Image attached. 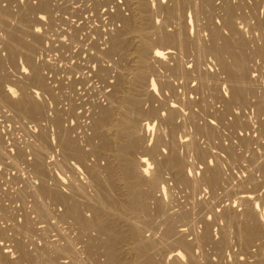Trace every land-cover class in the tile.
Instances as JSON below:
<instances>
[{
    "label": "rangeland",
    "instance_id": "rangeland-1",
    "mask_svg": "<svg viewBox=\"0 0 264 264\" xmlns=\"http://www.w3.org/2000/svg\"><path fill=\"white\" fill-rule=\"evenodd\" d=\"M30 1V2H29ZM40 1H42V0H0V24H2L4 27H2V25H0V74H1V76H3L4 78L6 77V80L4 79V78H2V81H3V79L5 80V83L7 82V79H8V86L6 85V84H4L2 87H0L1 89H0V97H2V95H3V90H4V94L6 93V89L8 88V87H12L13 89H14V91H13V95L15 96L14 97V99L17 97H19V96H17L18 95V93L20 92V90L22 89L23 90V87H25V85L28 83L29 85H27L26 87H30V88H32V89H28V88H26L29 92H33L34 94H35V99L43 106V108H42V106H41V108L43 109V111H42V113H40L37 117H33L32 118V116H30V115H28L27 116V114L26 115H23V114H25V112L23 113V112H21V111H18L16 108H14L13 106H11L12 104H7V103H5V104H3L1 101V105L3 106H1L0 105V143H2V144H0V196H1V198H0V228L3 230V226H4V229H5V231H6V235H4V236H2V237H0V254H2V256L5 254L6 256H8V258H11L12 260H14V259H17V257L19 256V251L17 250V249H19L16 245H18V241L20 242H22L23 244H25V246H26V248L30 251V253H31V251L32 250H34V251H32L33 252V256L30 258V259H28V261L26 260L25 262L23 261V264H77L76 262H74L73 260V258H69V257H67L66 255L64 256V255H62V253L61 254H59V253H57L53 248H52V246H53V243L55 244V242L57 243V244H64L65 242H66V239H67V237L70 239V241L72 242V238L74 239V237H75V245H76V249H81V243H79L78 244V239H77V236H78V229H75V228H77V226H76V224L74 225V222H73V220H70L69 221V224L70 225H68L67 223H68V220L66 221V220H62L60 217H62V214L61 215H59L60 213H62V212H64L63 210H65V208H64V206L61 204V203H57L56 205H54V203L53 202H55V201H53V202H51L52 201V199L49 201V199H48V201L50 202H48L47 201V198L45 197V199L42 201V202H45L44 204H46V206L48 205V203H49V205H48V210H49V213H48V215H46V216H42V218H41V216L39 215L38 216V213L36 214V212L34 211V209H33V206H35L36 207V203L39 201H37L36 199H37V197L36 196H34L33 195V193H31V188L33 189H35V190H37V187L39 188V186H40V184H41V182L42 183H44V180L46 179L47 180V182L45 181V184L46 185H48V184H55V182L57 183L58 181H59V183L62 185V187H64V188H66V183H67V180H69V177H72V176H76V178H78L79 180H82L83 178H84V176H83V174H89V175H91L90 174V170H89V173L88 172H85V169L87 170V167H90V166H92V164L94 163L93 161H95L96 159H97V161H95V163L97 162V165H98V163L99 164H105V162H108V163H111V165L110 164H105V168L107 167V166H110V168H111V170H112V168H114V162L117 160L116 159V153H117V150L120 148V146L122 145V143H121V141H119V142H116V147H117V149L114 147V146H112L111 148L109 147V146H107V141L109 140V139H107V141H106V136H107V138H108V133H107V131H109V138H110V136L112 137V136H115V135H113V134H115L117 131H116V126H111L110 128H106V130H105V132L104 133H101V134H103V139H104V141H106L105 143H104V146L106 145V147H108V149H103L102 148V150L100 149L101 147H103L101 144L103 143V141H102V136L100 135V134H98V135H95V132H94V116H95V114H94V110H95V108L94 107H96L97 105H98V103H99V105H101V106H108V107H114L113 109H117V108H119L118 106H119V103L117 102V101H113L112 102V100H111V97H110V99L108 98L109 96L108 95H110V94H112L113 92H114V85H115V87H116V84H115V82L117 81V79H119V77H121L122 75V78H120V79H123V78H126L129 82H130V80L132 79V71H133V75H134V73L137 71L136 69H137V56H136V53H134V52H136V49L134 50V48H136L137 46L136 45H138V43H139V41H140V36H139V34L137 35L136 33L138 32V30L137 29H140V28H142V25H145L146 24V26L148 25V22H149V24L150 25H152L151 26V30H154L155 29V31H161L162 29V32L163 33H165L164 32V30L166 31V33H167V31L169 30L170 32H168V33H173L175 30H177L178 28H181V30L182 31H184V37L186 38V39H188V40H192V42H191V50L193 51V50H195V51H193V52H191V50H188V51H186V53L185 52H183V51H181L180 50V48L179 47H177L178 45L177 44H169V45H160V46H163V47H168V46H170L171 48H169V50L171 49V50H173V55L171 56H169V54H167L166 52H168V49H165V50H163V51H165V53H166V55L164 56L165 58H164V60L165 61H172L171 63L170 62H168V63H164V62H162V64H171V66H173L174 67V63L176 64V60L178 59V60H181L182 61V63L185 65V66H187V68H188V70H189V72L191 73V76L193 75L194 77H195V79L193 78V76H192V79H191V77H190V74L188 73V75L189 76H187V75H184V76H181L180 75V73H178L177 72V74H176V72L173 70V68H171V67H169L168 65H164V67L166 68V70H165V68L164 67H161V66H163L161 63L159 64V62H155V69L157 70V73H158V75H157V73H156V75H154V77H157L156 79H159L158 80V82L160 81V79H162L163 78V80H165V79H167L166 77H164V76H168V77H170V79H172L173 80V74H174V81H172L173 83H175V84H173V91L172 90H170V91H168V90H164V93L162 92V89H161V92L160 91H148L150 94H145V96H143V97H145V98H147V100L145 101V103H143V108L145 109V105H146V110H144V111H146V116L144 115L143 117L144 118H149L150 117V114L152 115L149 119L150 120H153L154 121V125H155V128H154V130H152L151 132H148V134H147V137H148V139H149V141L148 142H146V145H147V147L146 148H148V149H150L151 147L153 148L156 144L158 145V149L157 148H155V150H154V152H152L151 150H146V149H142V147L140 146V148L138 147L137 149L138 150H136L137 151V156L139 157V156H141L142 154H144L147 158H149V160H150V162L152 161V166H151V168L153 169V170H155V171H157L158 170V168L159 169H161V167H163L162 166V164H164L165 162H166V156L165 155H167V153L166 152H168V150H170V147H169V145L171 146V147H173V145H172V141L170 140V139H172V140H176L177 142H178V145H177V143H176V146H175V148L178 150V152H179V154H180V157H181V161L184 163V161H185V163H187V166H185L186 168H184L185 169V174H186V176L188 177L189 175V180H191L190 179V177L191 178H194V177H197L196 179H198V181H197V183H196V187L195 186H192V183L190 182V184H188V182L189 181H186L185 182V180H183V181H179V179H177L176 178V176H175V173H173L174 171L173 170H171V168H168V166L166 165V168H168V169H166L165 168V165H164V168H165V170H164V168H162V170L164 171V172H162L161 171V173H163L162 174V176H164V180L163 179H161V182L158 184V185H161V188H160V186H159V188H158V185L156 186V187H154V185H153V183H152V188L154 187V189H150L151 188V185L150 184H148L147 183V185H145V187L147 186V191H150L149 193H153V194H151V196L152 195H156L155 197L156 198H153V196L152 197H150V198H148V200H149V202H151L152 201V205H150V207L151 206H153V207H151L150 209L152 210V211H150V217L148 216V215H146L145 216V214H147V213H145V212H143V211H141L140 209H135V211L133 212V214H130V213H128L127 215H125L127 218H128V216H129V218H130V220L132 219V218H134L135 220H136V218L138 217V219L139 218H145L146 217V219L147 218H151L152 217V219H155L156 218V220H157V217L159 218V220H157V221H159V222H161L162 220H164V218L167 216L166 215V212H167V214H170V212L171 211H173V210H176V212L175 211H173V213L175 212V213H177V214H179L180 212H179V206L178 205H180L182 208H180V211H182L181 209H183V210H185V209H187L188 211L190 210L191 211V207L193 208V209H195V210H193L192 209V213H191V221H188V222H190V224H192V225H190L189 226V223L187 224H184L185 225V227L184 228H186V233H185V235H186V237H185V239H188V241H191L192 243H193V250H194V255L196 256V258L198 259V263L197 264H257L258 262H259V260H260V262H259V264L260 263H262V264H264V233H263V231H262V233H263V235H261L260 234V236H258V237H256L255 238V240H253V241H247V240H245L244 241V238L246 237V236H243L242 237V234L243 233H241L242 232V227H243V222H246V220H244L245 219V217H244V212L246 211V208H247V202H246V198L248 199L247 201H249L250 202V204L254 207V209H253V217H254V219L256 218V222L258 223L259 222V224H260V222H261V224H264V177H262V174H263V176H264V170H263V168L261 169L260 168V166L261 167H263L262 166V164L264 163L263 161V155H264V131L260 128V126L263 128V126L260 124V123H262V121H264V110H263V112H259V108L257 109V101L259 100V103L263 106L264 105V65H263V63H264V58H262V57H260L258 54L257 55H255L257 52V48L259 47V44H260V46H262L263 44H264V29H261V31H260V28L258 27V26H256L257 25V23H255V22H257L256 21V19L254 18H250V15H251V17H254L255 15L254 14H252L250 11H251V5H250V3L249 2H252V0H249V2L247 1V0H228L229 2H231L232 4H234V5H236V6H238V10H237V12H236V15H237V13H240V15L238 14L237 15V17H239V18H237V20H236V15H235V26L238 28V26H237V24L239 25V29L238 30H240V32H241V36L239 35V38L240 37H242L243 39H244V41L246 42V47H248V48H246L245 49V46H244V48L242 49V47H240L239 46V44L236 42V40H238V35L236 36V39H235V42H233L234 43V45L232 46V41H234V38H232V37H235V35L234 34H232V32L228 29V28H226V23H225V21H226V13H225V11H224V8H223V6H224V0H223V2H222V0H213V3H215V4H213L211 1L212 0H209V1H207L208 3H210V5H206V8L204 7L205 5H203V2H204V0H203V2H202V0H200V2H202V3H200L199 2V0L197 1V0H195V1H197V2H195L194 3V0H191V1H189L188 2V0H185V1H181V0H145V2H144V0H142V3L144 4V6H145V3H146V5L148 6V7H146L145 6V10L147 9V13L145 12V13H143V14H145V17H143V14L140 12V10H138V9H140L139 8V4H137V2L139 3V1L138 0H93V3H92V0H52L51 1V3H52V6L53 7H55V8H53V11L52 12H48V13H46V12H40V11H38L37 12V15H34V14H31V16L34 18V19H32V17H30V13H29V6L30 5H32V6H38L40 3ZM57 1V2H56ZM79 1V2H78ZM95 1V2H94ZM104 1V2H103ZM141 1V0H140ZM241 1V2H240ZM13 2V3H12ZM23 3V5H22V3ZM101 2V4L102 5H100L99 6V4L98 3H100ZM103 2V3H102ZM113 4H112V3ZM152 2V3H151ZM161 2H163V3H161ZM198 2H199V4H198ZM240 2V3H239ZM242 2H243V4H242ZM33 3V4H32ZM35 3V4H34ZM160 3V4H159ZM185 3H187V4H185ZM198 5H197V4ZM212 3V4H211ZM222 3V4H221ZM245 3V4H244ZM11 4V5H10ZM55 4H57V5H54ZM87 4H88V7H86L87 6ZM94 4V5H93ZM109 4V5H108ZM153 4V5H152ZM174 4V5H173ZM175 4H177V5H175ZM179 4V5H178ZM189 4V5H188ZM248 4H249V6H248ZM28 5V6H27ZM86 5V6H85ZM118 5V6H117ZM127 5V6H126ZM161 5V6H160ZM164 5V6H163ZM172 7V9H173V7H175L174 9L175 10H177L176 12H177V14H169L165 9H161L162 7ZM169 5H171V6H169ZM173 5V6H172ZM184 5V6H183ZM191 5H193V6H191ZM203 5V7L204 8H202L203 10H201V11H199V7H201ZM223 5V6H222ZM247 5V8L245 7V6ZM58 6V7H57ZM64 6V7H63ZM66 6V7H65ZM94 6V7H93ZM98 6L99 7H101V8H98ZM158 6V7H157ZM187 6V7H186ZM196 6V7H195ZM215 6V7H214ZM219 6V7H218ZM262 6V5H261ZM261 6H259L258 8L260 9V12H259V16L260 17H263L264 16V6H262V8H260ZM8 7H10V8H8ZM91 7V8H90ZM116 7V8H115ZM119 7V8H118ZM131 7V8H130ZM156 7H157V9H156ZM186 7V8H185ZM189 7H190V9H189ZM198 7V8H197ZM211 7V8H210ZM220 7H222V8H220ZM6 9V11L4 10V9ZM28 8V9H27ZM93 8V9H92ZM98 8V9H97ZM156 9V11L154 12V10ZM194 8V9H193ZM213 8V9H212ZM251 8V9H250ZM12 9V10H11ZM20 9V10H19ZM22 9V10H21ZM23 9H24V11H23ZM60 9H61V11H60ZM82 9H84V10H82ZM86 9H87V11H86ZM95 9H97V11H95ZM129 9V10H128ZM151 9V10H150ZM192 9H193V11H192ZM204 9H205V12H206V15H205V12H204ZM217 9V10H216ZM239 9H242V10H239ZM3 10V11H2ZM57 10V11H56ZM100 10V11H99ZM108 10V11H107ZM134 10V11H133ZM136 10V11H135ZM165 10V11H164ZM184 10H186L185 12H184ZM194 10L196 11V12H194ZM199 12H198V11ZM209 10V12H207ZM212 12H211V11ZM222 10H223V12H222ZM258 10V9H257ZM9 12V14H8V12ZM15 11V12H14ZM18 11H20V12H18ZM63 11V12H62ZM82 11V12H81ZM130 11H132V13L130 12ZM137 11H139L140 13L138 14V12ZM161 11V12H160ZM179 11V12H178ZM215 11H216V13H215ZM242 11H243V13H242ZM245 11H247V13H245ZM259 11V10H258ZM257 11V12H258ZM1 12H2V14H1ZM7 12V13H6ZM12 12V13H11ZM76 14H75V13ZM120 12V13H119ZM158 12V13H157ZM167 12V13H166ZM193 12V13H192ZM249 12V13H248ZM4 13H5V15H4ZM14 13V14H13ZM29 13V14H28ZM40 13V14H39ZM78 13V14H77ZM80 13V14H79ZM124 13V14H123ZM131 13V14H130ZM134 13H136V15H134ZM184 13V14H183ZM211 13V14H210ZM221 13V14H220ZM225 13V14H224ZM53 14V15H52ZM147 14H148V16H147ZM152 14V15H151ZM158 14V15H157ZM182 14V15H181ZM201 14V15H200ZM203 14V15H202ZM241 14H243V15H241ZM245 14V15H244ZM12 15V16H11ZM22 15V16H21ZM26 16V17H24V16ZM50 15H52V17L50 16ZM59 15V16H58ZM61 15V16H60ZM101 15V16H100ZM119 15H121V16H119ZM128 17L127 19H131V18H133L134 17V20H137V21H135L134 23H135V25H134V23H133V25L135 26V27H133L132 29H128V33H127V29H126V26H124L125 25V20H126V17ZM151 15V16H150ZM155 17H154V16ZM169 15V16H168ZM200 18V17H203V20H201V18L199 19L197 16ZM208 15V16H207ZM7 18H6V17ZM9 16V17H8ZM97 16V17H96ZM100 16V17H99ZM113 16V17H112ZM131 16V17H130ZM137 18H136V17ZM139 16H140V18H139ZM150 16V18H148L147 19V17H149ZM207 16V17H206ZM211 16H212V18H211ZM214 16V17H213ZM221 16V17H220ZM224 16H225V18H224ZM241 16V17H240ZM243 16L245 17V19L243 18ZM5 18V19H3V18ZM11 17V18H10ZM40 19H39V18ZM51 17V18H50ZM56 17V18H55ZM60 18V19H58V18ZM123 17H125L124 19H123ZM130 17V18H129ZM141 17H143V18H141ZM166 17H167V19H166ZM176 17V18H175ZM195 17V18H194ZM204 17H205V19H204ZM14 18V19H13ZM26 18V19H25ZM115 18V19H114ZM121 18V19H120ZM173 18V19H172ZM183 18V19H182ZM208 18V19H207ZM8 19V20H7ZM23 19V20H22ZM28 19H29V21H28ZM36 19H39L38 21H36ZM52 19H53V21H52ZM63 19V20H62ZM98 19V20H97ZM102 19V20H101ZM113 19V20H112ZM142 19H145V21L143 20V21H141ZM176 21H175V20ZM178 19V20H177ZM181 20V22H180V20ZM225 21H224V20ZM247 19H248V21H247ZM88 20V21H87ZM174 20V21H173ZM184 20H186V24H184L185 23V21ZM214 20V21H213ZM132 21H133V19H132ZM141 21V23H139ZM157 21V22H156ZM173 21V22H172ZM208 21V26H207V24H206V22ZM251 21V22H250ZM30 22V23H29ZM145 24H144V23ZM147 22V23H146ZM166 22V23H165ZM178 22V23H177ZM182 22H183V24H182ZM203 22V23H202ZM210 22H211V24H210ZM217 22V23H216ZM52 23H54V24H52ZM71 23V24H70ZM114 23V24H113ZM123 23H124V25H123ZM158 23V24H157ZM164 23V24H163ZM170 23V24H169ZM174 24L173 26H172V24ZM214 23H215V25H214ZM249 23V24H248ZM27 24V25H26ZM51 24V25H50ZM139 24H140V26H139ZM166 24V25H165ZM197 24H198V26H197ZM221 25L222 27H220L219 25ZM256 24V25H255ZM150 25H149V27H150ZM180 25V26H179ZM182 25V26H181ZM188 25V26H187ZM246 25V26H245ZM250 25L253 27H257V30L256 29H254V28H251L250 27ZM19 26V28H17ZM22 26V27H21ZM28 26H29V28H28ZM38 26V27H37ZM73 26V27H72ZM155 26V27H154ZM205 26H207V28H208V30H207V28H205ZM45 27V28H44ZM54 27V28H53ZM72 27V28H71ZM144 27V26H143ZM163 27V28H162ZM166 29H165V28ZM187 27V28H186ZM189 27V28H188ZM210 27L212 28V30L210 31ZM224 27V28H223ZM3 28V29H2ZM33 28H34V31H33ZM124 28H125V30H124ZM170 28V29H169ZM185 28V29H184ZM216 28H220L219 30H218V32L219 33H221L220 35H221V38L223 37V39L221 40L220 39V41H219V43H220V45L222 44V45H224V46H226V47H228V50L229 49H232V50H229L228 52L230 53L231 51L232 52H235L236 54H237V56H239V57H241V56H245L246 58H243L244 60H245V66L247 67V71H248V73L249 74H251V76H252V80H253V84H252V81H251V83L249 84L250 85V92L252 93V95H251V97H250V94L248 95V99H249V101H247L249 104L251 103L252 105H253V107H252V105L250 104V106L248 107L247 105H249V104H247V102H245V104L244 103H242V106L240 105V103H236V104H233V105H236V106H233V108H232V110H230L231 111V113H229L230 111H227L226 109H224V106H225V104H224V102H223V100H222V97H224L223 96V94L225 93L227 96H228V93H229V87L230 86H228L229 85V83H231L229 80H228V82H226L227 81V79L226 78H228V74L226 73V71L225 72H221V71H223V69H220L221 67H220V65H219V62H218V60L216 59L215 60V57L212 55V54H210V53H208V54H206V53H204V54H202V52H197L198 51V40H199V45H200V43H209L210 42V39H211V37H210V34L212 33V31L214 30V31H217V29ZM242 28V29H241ZM122 29V30H121ZM135 29V30H134ZM146 29H148V28H146ZM222 29H224V30H222ZM2 30V31H1ZM7 30V31H6ZM29 30V31H28ZM120 30V31H119ZM150 29H148V31H149ZM150 30V31H151ZM187 30H190V31H187ZM198 30V31H197ZM220 30H222V32L220 31ZM243 30V31H242ZM255 30H256V32H255ZM15 31H16V33H17V36H18V34H20V36L19 37H22V38H20V39H17V41H19V40H23V41H21V44H20V41L19 42H15V43H12V44H14V46H12L13 48H16L17 47V50L15 49V51H13L14 49L11 47V40H10V37H11V34L13 33V34H15ZM21 33H20V32ZM61 31V32H60ZM73 31V32H72ZM78 31H80V32H78ZM97 31V32H96ZM117 31L119 32V34L121 33L122 34V32L123 31H125V35L124 36H126L125 38H124V41L127 43V44H129V48H128V46H127V44L125 43V44H123V46H121V47H115L116 45L113 43V45H114V47H113V49H111V47H112V42L110 41V40H115V37L117 36L116 34H117ZM122 31V32H121ZM131 31V32H130ZM186 31V32H185ZM210 31V32H209ZM245 31V32H244ZM5 32V33H4ZM9 32V34H7ZM11 32V33H10ZM26 32V33H25ZM55 32V33H54ZM57 32V33H56ZM189 32L191 33V35L189 34ZM242 32H244V33H242ZM250 32V33H249ZM260 32V33H259ZM23 33V34H22ZM38 33V34H37ZM40 33V34H39ZM75 33V34H74ZM77 33V34H76ZM96 33V34H95ZM108 33V34H107ZM114 33V35H116V36H114L113 37V34ZM197 35H196V34ZM210 33V34H209ZM32 34H33V36L35 35V38L34 37H31L32 36ZM38 36H37V35ZM60 34H61V36H60ZM65 34V35H64ZM66 34H67V36H66ZM202 34V35H201ZM227 34V35H226ZM251 34V35H250ZM16 35V34H15ZM25 35V36H24ZM43 35V36H42ZM59 37H58V36ZM72 35V36H71ZM76 35V37H74L73 38V36H75ZM102 35H103V37H102ZM199 35H201V37L199 36ZM203 35H205V37H203ZM223 35H225V40L227 41L228 39L227 38H229V43H231V46L229 45V43H228V41H227V43H226V41L224 40V36ZM245 36V38H244V36ZM246 35H247V37H246ZM5 36V37H4ZM36 36H37V38H39V39H37L36 38ZM41 36V37H40ZM46 38H45V37ZM57 36V37H56ZM81 38H80V37ZM122 36H123V34H122ZM138 36V37H137ZM191 36V37H190ZM8 37V38H7ZM25 37V38H24ZM26 37L28 38V41H26ZM79 37V38H78ZM100 37V38H99ZM109 37H111L110 39H109ZM136 37V38H135ZM189 37V38H188ZM194 37H197V38H195L196 40H194ZM254 37V38H253ZM258 37V38H257ZM33 38H34V40H33ZM63 38V39H62ZM71 38H73L72 40H71ZM76 38H78V39H76ZM128 38V39H127ZM137 38H139V40L137 39ZM154 38H156V35H155V37ZM193 38V39H192ZM232 38V39H231ZM257 38V39H256ZM260 38H261V40H260ZM2 39V40H1ZM8 39H9V41H8ZM30 39V40H29ZM40 39H41V41H40ZM43 39V40H42ZM126 39V40H125ZM198 39V40H197ZM205 41H204V40ZM249 39V40H248ZM252 39V40H251ZM259 39V40H258ZM31 40H33V41H31ZM39 40V41H38ZM51 40V41H50ZM56 40V41H55ZM59 40H60V42H59ZM63 40V41H62ZM65 40V41H64ZM68 42H67V41ZM76 40H77V42H79V43H77L76 42ZM112 40V41H113ZM207 40V41H206ZM251 40V41H250ZM26 41V42H25ZM34 41H37V42H35V46H36V48H34ZM43 41H45V42H43ZM70 41H72V43L70 42ZM96 41V42H95ZM134 41V42H133ZM209 41V42H208ZM7 44H6V43ZM24 42V43H23ZM27 42H29V45H28V43ZM31 42H33V45H31L32 43ZM41 42V43H40ZM65 43L66 42V44H62V43ZM95 42V43H94ZM103 42V43H102ZM105 42V43H104ZM114 42V41H113ZM5 43V44H4ZM22 43L24 44L23 46H25V43H27L26 45L27 46H29L28 48L27 47H25V48H22ZM36 43H38V44H36ZM57 44V45H55V44ZM71 45H70V44ZM76 43H77V46H76ZM107 43V44H106ZM132 43V44H131ZM195 43V44H194ZM227 45H226V44ZM82 44V45H81ZM95 44V45H94ZM197 45V47L196 46H194V45ZM256 44L258 45V47H256ZM20 45V46H19ZM30 45L32 46L31 48H30ZM74 45V46H73ZM101 45V46H100ZM125 45V46H124ZM193 45V46H192ZM229 45V46H228ZM251 45H252V47H251ZM7 46H8V48H7ZM16 46V47H15ZM51 46V47H50ZM72 48H71V47ZM98 46H99V48L101 49V48H103V50L101 49L100 51H99V48H98ZM106 46V47H105ZM126 46H127V48H126ZM174 46V48H172ZM238 46H239V48H238ZM243 46V45H242ZM41 47H43V48H41ZM95 47V48H94ZM109 47H110V51H111V53H107V52H109ZM132 47H134V48H132ZM196 47V48H195ZM6 48H7V50H6ZM32 48H33V50H32ZM51 50H50V49ZM54 48V49H53ZM60 48V49H59ZM64 48H65V50L67 51H65L64 50ZM74 48V49H73ZM118 48H119V50H118ZM124 48H125V50H124ZM179 48V49H178ZM236 48L237 49V51H236V49H235V51H234V49ZM250 48H253V49H250ZM20 50V52H19V50ZM34 49H35V51H34ZM43 49V50H42ZM71 49H72V51H71ZM122 49H123V51L124 52H122ZM127 49V50H126ZM190 49V48H189ZM256 49V50H255ZM12 50V51H11ZM25 50V51H24ZM30 50H32V52H34L33 54H32V52L30 51ZM63 50V51H62ZM106 50V51H105ZM115 50V51H114ZM134 52H133V51ZM177 50L178 51H180L179 53H177ZM239 50L241 51V50H243L242 52H239ZM11 51V52H10ZM50 51V52H49ZM62 51V52H61ZM69 51H71V52H69ZM101 51H103L102 53H100ZM117 51V52H116ZM122 53H121V52ZM129 51V52H128ZM189 51H190V54H189ZM245 51H246V54H244L245 53ZM252 51V52H251ZM8 52V53H7ZM13 52H15V53H13ZM52 52V53H51ZM73 52V53H72ZM92 52V53H91ZM106 52V53H105ZM128 52V53H127ZM131 52V53H130ZM247 52H248V54L250 53V55H248L247 54ZM18 53V54H17ZM29 53V54H28ZM65 53H67V54H65ZM107 54V56H105V54ZM116 53H118L120 56H121V58H120V56L117 54L116 55ZM124 53H126L125 55H127V57H125V55H124ZM188 53V54H187ZM196 53H197V55L199 54L200 56H197V57H194V56H192L191 54H193V55H196ZM229 53H226L225 54V60L227 61V62H231L232 61V57H233V55H232V57H230L231 56V54H229ZM242 53H243V55H242ZM255 53V54H254ZM13 54H14V56H13ZM28 54V55H27ZM64 54H65V56L67 57H65L64 56ZM78 54V55H77ZM100 54H102V55H100ZM109 54H111V55H109ZM115 54V55H114ZM178 54V55H177ZM185 54H186V56H185ZM252 54V55H251ZM6 55V56H5ZM16 55V56H15ZM22 55H23V57H22ZM36 55V56H35ZM62 55V56H61ZM80 55V56H79ZM97 55V56H96ZM175 55V56H174ZM227 55V56H226ZM18 56V57H17ZM30 58H29V57ZM48 56V57H47ZM72 56V57H71ZM113 56V57H112ZM115 56V57H114ZM188 56V57H187ZM206 56H208V57H206ZM248 56V57H247ZM10 59H8V58ZM27 57H28V59H27ZM34 57V58H33ZM63 57V58H62ZM174 57V58H173ZM199 57V58H198ZM252 57V58H251ZM255 57V58H254ZM6 58V59H5ZM19 58V59H18ZM36 58V59H35ZM53 58V59H52ZM69 58V59H68ZM76 58V59H75ZM95 60H94V59ZM126 58H127V60H126ZM185 60H184V59ZM194 58V59H193ZM198 59V60H196L195 61V59ZM203 58V59H202ZM213 58V59H212ZM6 61H5V60ZM30 59V60H29ZM33 59V60H32ZM88 59H89V62H88ZM100 59V62L98 61ZM105 59V60H104ZM111 59V60H110ZM113 59V60H112ZM116 59V60H115ZM136 59V60H135ZM170 59V60H169ZM174 61H173V60ZM176 59V60H175ZM183 59V60H182ZM201 59L203 60V61H201ZM253 59V60H252ZM16 60H17V62H16ZM48 60V61H47ZM63 60V61H62ZM65 60V61H64ZM93 60V61H92ZM205 60V61H204ZM248 60V61H247ZM1 61H2V63H1ZM31 61V62H30ZM35 62V63H32V62ZM43 61V62H42ZM78 61V62H77ZM115 61H117V62H115ZM130 61V62H129ZM198 61H200L201 62V64L198 62ZM210 61H211V63H210ZM216 61H217V63H216ZM254 61V62H253ZM4 62V63H3ZM61 62V63H60ZM120 62L122 63V64H120ZM135 62V63H134ZM189 63V65H188V63ZM194 62V63H193ZM197 62V63H196ZM207 62V63H206ZM257 62V63H256ZM263 62V63H262ZM6 63H8V65L6 64ZM27 63V64H26ZM34 64V65H36L37 64V66L39 67V69H40V71H41V75L43 76V78H45L46 76V78L44 79L45 80V86H46V88L45 87H43V89H42V87H38L37 89H35L34 88V86L32 85V87H31V85H30V79H32V67H30V66H33V65H30V64ZM40 63V64H39ZM42 63H43V65H42ZM65 63V64H64ZM67 63L69 64V65H67ZM81 65H79V64ZM198 63L200 64V65H198ZM205 63V64H204ZM16 64V65H15ZM19 64V65H18ZM47 64H49V65H51V66H49L48 65V67H47ZM119 64V65H118ZM126 64V65H125ZM195 64V65H194ZM202 64H203V66H202ZM10 65V66H9ZM65 65H66V67L68 68H66L65 67ZM79 65V66H78ZM121 65H123V67H121ZM130 65V66H129ZM197 65H198V72H197ZM5 66V67H4ZM8 66V67H7ZM15 66H17V67H15ZM44 66H46V67H44ZM110 66V67H109ZM112 66V67H111ZM131 66H132V68H131ZM158 66V67H157ZM195 66V67H194ZM207 66V67H206ZM255 66V67H254ZM261 66V67H260ZM262 66H263V68H262ZM20 67V68H19ZM42 67V68H41ZM65 67V68H64ZM80 67V68H79ZM106 67V68H105ZM114 67V68H113ZM118 67V68H117ZM134 67L136 68L135 70H134ZM157 67V68H156ZM161 67V68H160ZM171 68V70L172 71H174L173 73L170 71V69H168V68ZM202 67H203V69H202ZM250 67V68H249ZM6 68H8V69H6ZM43 68H44V70H43ZM46 68V69H45ZM71 68V69H70ZM103 68V69H102ZM122 68V69H121ZM126 68H127V70H126ZM161 70H160V69ZM163 68V69H162ZM195 68V69H194ZM204 68H205V70H204ZM208 68H209V70H208ZM2 69V70H1ZM19 69H20V71H19ZM70 69V70H69ZM90 69V70H89ZM99 69H100V72H99ZM115 69V70H114ZM119 69L121 70V72L119 73ZM132 69V70H131ZM191 69V70H190ZM5 70V71H4ZM7 70V71H6ZM16 70V71H15ZM82 70V71H81ZM97 70V71H96ZM112 70V71H111ZM167 70H168V73H167ZM193 70V72L196 70V72H194V73H192L191 71ZM217 70V71H216ZM10 71V73H8ZM80 71V72H79ZM104 72L105 73V75L104 76H102V72ZM126 71V72H125ZM135 71V72H134ZM162 71V72H161ZM166 71V72H165ZM207 72V79H208V81L207 82H205L204 83V81L203 82H201L200 80H199V78L201 77V72H202V74H204L205 72ZM214 71H216L215 72V74H214ZM13 72V73H12ZM44 72H45V75H43L44 74ZM67 72V73H66ZM71 72V73H70ZM89 72V73H88ZM95 72V73H94ZM123 72V73H122ZM124 72L126 73V74H124ZM200 72V73H199ZM213 72V73H212ZM17 73V74H16ZM19 73V74H18ZM31 73V74H30ZM56 73V74H55ZM73 73V74H72ZM82 73V74H81ZM131 73V74H130ZM162 73H164V74H162ZM172 74V76L170 75V74ZM218 74V76L220 77H218L217 76V74ZM7 74H9V76L7 75ZM16 74V75H15ZM24 74V75H23ZM60 74V75H59ZM101 74V75H100ZM122 74V75H121ZM129 74V75H128ZM211 74H212V76L214 75V78H212V76H211ZM260 74V75H259ZM70 75V76H69ZM113 75V76H112ZM161 75H163V76H161ZM177 77H176V76ZM196 75V76H195ZM197 75H198V77H197ZM17 76V78H15ZM74 76V77H73ZM97 76V77H96ZM160 76V77H159ZM208 76H210L211 78H209ZM258 76V77H257ZM8 77H10V78H8ZM24 78V82H22L23 81V78ZM26 77V78H25ZM29 77H31L30 79H29ZM82 77V78H81ZM105 79H104V78ZM128 77H129V79H128ZM148 77L149 76H147V83L149 84V81H148ZM172 77V78H171ZM180 77H182V78H180ZM184 77H186V78H184ZM217 77V78H216ZM12 78V79H11ZM19 78V79H18ZM27 78H28V80H27ZM48 78V79H47ZM62 78V79H61ZM99 78H101L102 80H104L103 82L101 81V79H99ZM116 78V79H115ZM177 78H179V79H177ZM188 78H190V79H188ZM196 78H198V79H196ZM18 79V80H17ZM20 79H21V81H20ZM70 79V80H69ZM83 79V80H82ZM94 79V80H93ZM107 79V80H106ZM169 79V78H168ZM186 79H188V81L186 80ZM207 79H205V81L207 80ZM220 80L219 81V88H217L216 90H212L211 91V88H209V87H211V86H205L204 84H207V83H211V82H213V80L215 81V80ZM222 79V80H221ZM226 81H225V80ZM229 79V78H228ZM1 80V79H0ZM12 80V81H11ZM15 80V81H14ZM26 80V81H25ZM75 80V81H74ZM116 80V81H115ZM185 80V81H184ZM198 80H199V83H198ZM210 80V81H209ZM212 80V81H211ZM17 81V82H16ZM27 81H30V82H27ZM120 81V80H119ZM118 81V82H119ZM223 81H225L224 83H223ZM257 81V82H256ZM18 82H20V83H18ZM27 82V83H26ZM71 84H70V83ZM76 82V83H75ZM90 82V83H89ZM100 82V83H99ZM109 82V83H108ZM114 82V83H113ZM117 82V83H118ZM191 82V83H190ZM261 82V83H260ZM16 83V84H15ZM21 83H26V84H24V85H22ZM49 83V84H48ZM75 83V84H74ZM84 83V85H82V84ZM108 83V84H107ZM187 85H186V84ZM204 83V84H203ZM259 85H258V84ZM11 84V85H10ZM109 84H110V86H109ZM148 84L145 86V87H148ZM180 84H182V85H180ZM203 84V85H202ZM221 84V85H220ZM256 84V85H255ZM260 84H261V87H260ZM21 85L23 86V87H21ZM50 85V86H49ZM54 85V86H53ZM128 85V84H127ZM175 85H176V87H175ZM178 85V86H177ZM196 85H198V86H196ZM231 85V84H230ZM253 85H254V87H253ZM259 87H258V86ZM7 86V87H6ZM48 86V87H47ZM55 86H57L56 88H55ZM91 86H92V88H91ZM101 86V87H100ZM105 86V87H104ZM112 86V87H111ZM161 86V85H160ZM180 86V87H179ZM195 86V87H194ZM204 87L203 88V90H202V88L200 89V87ZM221 86V87H220ZM4 87V88H3ZM17 87V88H16ZM72 87V88H71ZM94 87V88H93ZM97 87V88H96ZM102 87H104V89H102ZM127 87V89H128V86H126ZM126 87H125V89H126ZM179 87V88H178ZM188 87H190L191 89H194L195 91H197L198 89H200V91L198 90V92L196 93L194 90H191L190 91V88H188ZM197 87V88H196ZM252 87L254 88V90H255V88H256V90H255V92H254V90H252ZM3 88V89H2ZM50 88V89H49ZM51 88H53V89H51ZM65 90H64V89ZM86 88V89H85ZM96 88V89H95ZM151 88V87H150ZM197 90H196V89ZM208 88L210 89V90H208ZM19 91H18V90ZM40 89H41V91H40ZM48 89V90H47ZM59 91L58 92V94H57V92H56V94H55V91H57V90ZM62 89V90H61ZM99 89H101L102 90V92H101V90H99ZM114 89V90H113ZM148 89V88H147ZM174 89H175V91H174ZM206 89V90H205ZM222 89V90H221ZM260 89V90H259ZM52 90V91H51ZM103 90H104V93H103ZM149 90V89H148ZM160 90V89H159ZM218 90H220V92H222L221 93V96H220V92L217 94V93H215V92H218ZM77 91H78V94H77ZM88 91V92H87ZM113 91V92H112ZM146 91V90H145ZM178 91V92H177ZM209 91V92H208ZM215 91V92H214ZM257 91V92H256ZM32 92H31V95H32ZM45 92V93H44ZM51 92H52V94H55L56 96L58 95L59 96V99L58 98H56L55 96H54V99L52 98V95H51ZM54 92V93H53ZM61 92H63V93H61ZM108 92H109V94H108ZM112 92V93H111ZM147 92V93H148ZM157 92V93H156ZM200 92L201 93H204V95L202 96V94L200 95ZM213 93V94H211V95H209L208 93ZM39 93V94H38ZM46 93H48L47 95H46ZM60 93V94H59ZM67 94V97L69 98H67L66 97V94ZM95 93H97V95L95 94ZM106 93V94H105ZM155 93V94H154ZM175 93H177V96H176V94ZM179 93H181V94H183V95H181V94H179ZM186 93H187V95H186ZM214 93L216 94V96L214 95ZM254 93H256V95L254 94ZM22 95V93L20 92L19 93V95ZM105 94V95H104ZM108 94V95H107ZM196 94V95H195ZM208 94V95H207ZM253 94H254V96H253ZM258 94H259V96H258ZM150 95V96H149ZM156 95V96H155ZM163 95V96H162ZM175 95V96H174ZM226 95H225V97H226ZM50 96V97H49ZM57 96V97H58ZM65 96V97H64ZM72 96H73V98H72ZM76 96V97H75ZM98 96L100 97V98H98ZM106 96V97H105ZM114 96V95H113ZM154 96V98H155V100H153L152 99V97ZM166 96H167V99H166ZM170 96V97H169ZM175 98H174V97ZM188 96V97H187ZM204 96H205V98L207 97V98H209V99H206V101L204 102V100L202 101V99L204 98ZM212 96L214 97L213 99H212ZM263 96V97H262ZM12 97V96H11ZM21 97V96H20ZM79 97H80V100H79ZM84 97V98H83ZM103 97V98H102ZM105 97V98H104ZM159 97V99H158V101L156 102V100H157V98ZM182 98V101H181V98ZM259 97H260V99H259ZM13 98V97H12ZM44 98V99H43ZM76 98V99H75ZM78 98V99H77ZM94 98V99H93ZM113 98H117V96L115 97H113ZM151 98V99H150ZM165 98V99H164ZM172 98V99H171ZM200 98H201V101H200ZM211 98V99H210ZM226 98H228V97H226ZM2 98H0V100H1ZM13 99V100H14ZM19 99V98H18ZM72 99V100H71ZM150 99V100H149ZM163 99V100H162ZM176 99H179V100H176ZM191 99V100H190ZM194 99V100H193ZM263 99V100H262ZM50 100H51V102H50ZM67 100H68V102H67ZM75 100V101H74ZM96 100V101H95ZM108 100L111 102V105L109 104V102H108ZM160 100V101H159ZM165 100H169L168 102L169 103H167V101L165 102ZM196 100H199V101H196ZM207 100H209V102L207 101ZM216 100V101H215ZM218 100V101H217ZM261 100H262V103H261ZM77 101V103H73V102H76ZM103 101V102H102ZM184 101V102H183ZM186 101V102H185ZM188 101H189V104H190V102L191 101H193V102H191V104H192V106H191V104L189 105V104H186V103H188ZM62 102V103H61ZM79 102V103H78ZM83 104H82V103ZM88 102V103H87ZM95 102H96V104H95ZM98 102V103H97ZM199 102L201 103V105H202V107H204V108H202L200 105H199ZM208 103V105H206L207 103ZM254 102H255V104H254ZM46 103V105L44 106V104ZM59 103V104H58ZM93 103V104H92ZM152 103V104H151ZM160 103V104H159ZM163 103H164V105H163ZM196 103H197V105H196ZM214 103H216L217 105H218V107H217V105L215 104V106H214ZM104 104V105H103ZM113 104V105H112ZM154 104V105H153ZM204 104V105H203ZM211 104H212V106H211ZM8 105V106H7ZM92 105V106H91ZM115 105V106H114ZM156 105V106H155ZM171 105H175L176 106V108H178L181 112H182V114L184 115L183 117L181 116V117H179V119H178V117H177V120H176V125H178V122H179V127H180V129H179V127H177V129H179L178 131L176 130V125L173 127V125L172 124H169V125H165V123L163 122V120L161 121V118L159 117V116H157V119H156V113L154 112V118H152L153 117V113L150 111V107L152 106V107H156V109L158 108L159 110H161L160 108H162V106H163V108L164 107H168V106H171ZM181 105H182V108H181ZM187 105V106H186ZM191 106L192 108H189L188 109V107L189 106ZM210 105V106H209ZM222 105V106H221ZM7 106V107H6ZM63 108H62V107ZM84 106H86V107H84ZM161 106V107H160ZM206 106V107H205ZM208 106H209V108H208ZM245 106V107H244ZM49 107V108H48ZM76 107H77V110H75L74 111V109H76ZM187 107V108H186ZM199 107V108H198ZM213 107V108H212ZM221 107H222V109H221ZM236 107V108H235ZM238 107V108H237ZM241 107V108H240ZM252 107V108H251ZM4 110H3V109ZM64 108H66V109H64ZM68 108V109H67ZM83 108H84V110H83ZM162 108V109H163ZM205 108H206V110H205ZM248 108V109H247ZM251 108V109H250ZM41 109V110H42ZM60 109H61V112L63 111V112H65L66 111V113H65V117L66 118H64L63 120L61 119V120H59L60 121V123L57 125L58 127H62L63 129L65 128V129H70L69 130V132L71 133L70 134V136H71V138L72 139H74V141H78V143H76L77 144V147H78V149L80 150V151H82V152H80L81 153V155H82V157H85V158H83V160L82 159H79L80 158V155H79V151H76V149H75V151H74V154H73V151H70V150H73V148H69L67 151L69 152V153H71V154H68L69 155V157H68V155L66 156V157H61V156H59L60 154H62V153H60V151H61V149H59V147H56V146H59V144L57 143L58 142V140H57V135L58 136H60L59 135V131H60V129L57 127V126H55V125H53L54 123L52 122V120H54L55 118H53V117H57L58 116V112L60 111ZM71 109H72V111H71ZM147 109L149 110V112L147 111ZM190 109H192V110H190ZM201 109V110H200ZM220 110V112H218L219 110ZM236 109H239V110H236ZM240 109H241V111H243V112H241L240 111ZM257 109V110H256ZM263 109H264V106H263ZM17 110V111H16ZM68 110V111H67ZM217 110V111H216ZM235 110V111H234ZM45 111H47V112H45ZM52 111V112H51ZM71 111V112H70ZM92 113H91V112ZM164 111V110H163ZM179 111V112H180ZM198 111H199V115L197 116V114H198ZM205 111V112H204ZM210 111V112H209ZM221 111H222V113H221ZM238 111V112H237ZM252 111V112H251ZM56 112V113H55ZM70 112V113H69ZM151 112V113H150ZM166 112V111H165ZM190 112V113H189ZM192 112H193V115H195L194 117H193V115H192ZM197 112V114H195ZM203 114H202V113ZM210 114H209V113ZM227 112V114L226 115H224L225 113ZM256 112H257V114H256ZM23 113V114H22ZM55 113V114H54ZM148 113H149V116H148ZM188 113H189V116H187L188 115ZM215 113V114H214ZM234 113H235V115H234ZM238 113V114H237ZM72 114V115H71ZM91 114V115H90ZM230 114V115H229ZM262 116H261V115ZM67 115V116H66ZM69 115H70V117H69ZM81 115H82V117H81ZM192 115V116H191ZM221 115H222V117H221ZM229 115V116H228ZM243 117H241V116ZM249 115H250V117H249ZM257 117H256V116ZM260 115V116H259ZM25 116H27V117H25ZM31 117L30 119L28 118V117ZM51 116V117H50ZM73 116V117H72ZM76 116H77V119H76ZM148 116V117H147ZM201 116V117H200ZM239 116H240V119H239ZM246 116V117H245ZM75 117V118H74ZM93 117V118H92ZM188 117H189V119H188ZM191 117H193V120H195L197 123L199 122H201L200 124L201 125H205V123H207V122H210L211 121V124H213L212 126H214L215 127V129H214V131H215V135L214 136H212L211 137V139H209V138H207V136L205 135V134H202V136L203 137H201V134H198L197 132H196V134H195V129H194V127H193V125H192V118ZM196 117H198V120H197V118ZM207 117H208V119H207ZM227 117H229V119L230 120H228L227 119ZM238 117V118H237ZM254 117V118H253ZM49 118V122H48V119ZM53 118V119H52ZM79 118V119H78ZM82 118V119H81ZM90 118V119H89ZM158 118H159V120H158ZM203 118V119H202ZM250 120H249V119ZM41 119H42V121H41ZM46 119V120H45ZM88 119V121H86ZM185 121H184V120ZM187 119V120H186ZM219 119V120H218ZM225 119V120H224ZM232 119V120H231ZM238 120V121H236V120ZM246 119V120H245ZM255 119V120H254ZM259 119H260V121H259ZM35 122H34V121ZM39 122H38V121ZM43 120H44V122H43ZM70 120V121H69ZM75 120V121H74ZM78 121V123H77V121ZM93 120V121H92ZM149 120V121H150ZM182 120H183V122H182ZM210 120V121H209ZM222 120V121H221ZM159 121H160V124H159ZM189 121H190V123H189ZM219 121H220V123H219ZM236 121V122H235ZM241 121H243L242 122V124H241ZM251 121V122H250ZM42 122H43V124H42ZM52 122V123H51ZM63 122V123H62ZM68 122V123H67ZM89 122V123H88ZM150 122H152V121H150ZM185 122H187V123H185ZM223 124H222V123ZM255 122V123H254ZM260 122V123H259ZM37 125H36V124ZM50 125H49V124ZM62 123V124H61ZM66 123V124H65ZM83 123V124H82ZM198 123V124H199ZM229 123V124H228ZM232 123V124H231ZM238 123V124H237ZM252 123V124H251ZM65 124V125H64ZM73 124V125H72ZM158 124H159V126H158ZM164 124V125H163ZM182 124V126H180ZM184 124V125H183ZM189 124V125H188ZM219 124H221V125H219ZM228 124V129H227V127H226V125ZM237 124V125H236ZM241 124V125H240ZM263 125H264V122L262 123ZM40 125H41V127H40ZM43 125H45V126H43ZM85 125H88V126H85ZM163 125V126H162ZM244 125H245V127H244ZM251 125H254L253 127L251 126ZM92 126V127H91ZM169 126V127H168ZM190 126V127H189ZM219 126V127H218ZM225 126V127H224ZM233 126V127H232ZM237 126V127H236ZM251 126V127H250ZM75 127V128H74ZM84 127V128H83ZM115 127V128H114ZM158 127H160L159 129H158ZM168 127V128H167ZM173 127V128H172ZM186 127V128H185ZM224 127V128H223ZM241 127V128H240ZM258 127V128H257ZM72 128H73V130H72ZM78 128V129H77ZM167 128V129H166ZM175 128V129H174ZM237 128V129H236ZM244 128H246V132H245V130H244ZM257 128V129H256ZM46 129V130H45ZM108 129H110V130H108ZM165 129V130H164ZM169 129H171V130H173V131H175L174 132V134L176 135L177 133V136L176 137H174V134H171L173 131H171V130H169ZM191 129V130H190ZM230 129V130H229ZM235 129V130H234ZM259 129H261V132L263 131V133H261L260 131H259ZM264 129V128H263ZM43 130H45V131H43ZM59 130V131H58ZM158 130V131H157ZM182 130V131H181ZM237 130V131H236ZM242 130V131H241ZM250 130V131H249ZM253 130V131H252ZM256 130V131H255ZM47 131H49V132H47ZM57 131H58V134H57ZM76 131V132H75ZM79 131H81V133L79 132ZM176 131H177V133H176ZM188 133H187V132ZM41 132L43 133V132H45V133H43V137L45 138H43L42 140H41V138H42V134H41ZM54 132H56V133H54ZM163 134H162V133ZM167 132V133H166ZM182 132V133H181ZM190 132H191V134H190ZM219 132V133H218ZM231 132H234V133H231ZM258 132V133H257ZM49 133V134H48ZM80 133V134H79ZM91 133H93V136L91 135ZM151 133V134H150ZM174 137H172L171 138V135ZM184 133V135H181V134H183ZM185 133H187L188 134V136L185 134ZM194 133V135H192ZM216 133H218L217 135H216ZM227 133V134H226ZM238 133V134H237ZM253 133V136L251 135ZM61 134V133H60ZM157 134V135H156ZM160 134H161V136L163 137V139H162V137L160 136ZM164 134H165V136H164ZM167 134V135H166ZM221 134H222V136H221ZM223 134H224V136H223ZM229 134V135H228ZM260 134H261V136H260ZM89 135H90V137H91V139H90V137H89ZM95 135V136H94ZM149 135V136H148ZM158 135H159V137H158ZM170 135V136H169ZM233 135V136H232ZM237 135V137H234V136H236ZM259 135V136H258ZM47 136H48V138H47ZM50 136H51V138H50ZM88 136V137H87ZM96 136H97V138H96ZM101 136V137H100ZM151 136V137H150ZM156 136H157V138H156ZM183 136H184V139H183ZM255 136V137H254ZM257 136V137H256ZM3 137V138H2ZM32 137V138H31ZM57 137V138H56ZM76 137L78 138V139H76ZM82 137V138H81ZM85 137H86V139H85ZM169 137V138H168ZM178 137H179V139H178ZM215 137V138H214ZM221 137V138H220ZM229 137V138H228ZM232 137V138H231ZM239 137V138H238ZM242 137V138H241ZM251 137H252V139H251ZM254 137V138H253ZM260 137V138H259ZM89 138V140H87ZM154 138V139H153ZM166 139V141H165V139ZM192 138H194V140L192 139ZM200 139L199 141H198V139ZM214 138V139H213ZM49 139V140H48ZM82 139V140H81ZM84 139H85V141H84ZM93 139V140H92ZM95 139V140H94ZM160 139V140H159ZM213 139V140H212ZM220 139V140H219ZM222 139H223V141H222ZM228 139H229V141H228ZM239 139V140H238ZM242 139V140H241ZM252 140V141H250V140ZM254 139H256V140H254ZM179 140V141H178ZM183 140V141H182ZM216 141V144H215V141ZM236 140V141H235ZM245 140V141H244ZM260 140V141H259ZM4 141V142H3ZM22 141V142H21ZM28 141H29V143H28ZM33 141V142H32ZM34 141H37V143L38 144H40V146H38L37 144V147H40L39 149H40V151H39V149L36 147V145H35V151H39V152H43L44 154H43V158H45L46 160H47V162H48V164H46L45 166L43 165L42 167H45L44 168V171H45V169H46V171L44 172V177H43V175H42V177H41V175L39 176L38 175V173H37V175H36V173L34 172V171H32V170H35V169H32V167H35V163L33 164V158H35L31 153H35V151H33V152H31L32 151V144L34 143ZM47 141L49 142V143H47ZM80 141H81V143H83L82 145H81V143H80ZM88 141H89V143H88ZM146 141V140H145ZM168 141H169V145H168V147L169 148H166V143H168ZM187 141V142H186ZM188 141H190V142H192V141H196V143L194 144V142H193V145H192V147L191 146H189L190 148H188V146H187V148H186V145H184L185 143H188ZM198 141V142H197ZM226 141V142H225ZM244 141V142H243ZM262 141H263V143H262ZM44 142H45V144H44ZM56 142V143H55ZM92 142L94 143V144H92ZM97 142V143H96ZM101 142V143H100ZM162 142H163V144H162ZM171 142V143H170ZM181 142H182V145H181ZM207 142H208V145H207ZM212 142V143H211ZM223 142H224V144H223ZM254 142V143H253ZM36 143V142H35ZM34 143V144H35ZM88 143V144H87ZM118 143V144H117ZM180 143V144H179ZM226 143H227V145H226ZM232 143V144H231ZM243 143V144H242ZM247 143V144H246ZM250 143V144H249ZM251 143L253 144V145H251ZM21 144V145H20ZM41 144H44L43 145V149L41 148ZM48 144V145H47ZM53 144V145H52ZM58 144V145H57ZM78 144H79V146L81 145V147L79 148V146H78ZM165 144V145H164ZM263 144V145H262ZM20 145V146H19ZM51 147H50V146ZM96 145V146H95ZM101 145V146H100ZM162 145H163V147H162ZM195 145V146H194ZM196 145H198V146H196ZM203 147H202V146ZM207 145V146H206ZM213 147H211V146ZM215 145H216V147H215ZM243 145V146H242ZM262 145V146H261ZM19 146V147H18ZM30 146H32V147H30ZM83 146V147H82ZM98 146L100 147V148H98ZM179 146V147H178ZM200 146V147H199ZM209 146V147H208ZM219 146V147H218ZM233 146V147H232ZM238 146V147H237ZM239 146H240V148H239ZM253 146V147H252ZM261 146V147H260ZM28 147V148H27ZM56 147V148H55ZM91 149H89V148ZM114 147V148H113ZM194 147H199V148H202V151L204 150V152L206 153V154H208V159L206 158V160L205 161H208L209 160V162L211 161L212 162V164L214 163L215 165L217 164V162H219L218 163V165L220 164V161H221V164L219 165V169H220V167H221V169L220 170H222L221 171V173H223V175H224V178H225V176H226V179L224 180L223 179V182H222V185H221V187H217L218 188V190H216V188H214L213 186H209L208 184H206V182L205 181H202L201 180V178L203 177V174H204V167H205V161H204V159L202 158V160H201V158L199 159V154L197 155L196 153H195V150H192V149H194ZM207 147H208V149H207ZM223 147V149H221ZM225 147H227V148H225ZM243 147V148H242ZM247 149H246V148ZM249 147L251 148V151H250V149H249ZM259 147H260V149H259ZM17 148V149H16ZM22 149V150H20V149ZM86 149V153H85V150L84 149ZM95 148L97 149V151L95 150ZM212 148V149H211ZM225 148V149H224ZM242 148V149H241ZM82 149V150H81ZM110 149V150H109ZM140 149V150H139ZM156 149H157V151H156ZM161 149H162V151L163 150H165V152H164V155L163 154H160L159 152L161 151ZM184 149V150H183ZM207 149V151H205ZM232 149V150H231ZM239 149V150H238ZM247 151H246V150ZM4 150V151H3ZM17 150V151H16ZM33 150H34V148H33ZM101 150V151H100ZM115 150V151H114ZM143 150V151H142ZM186 150V151H185ZM216 150V151H215ZM224 150H226V151H224ZM237 150V151H236ZM249 150V151H248ZM254 150V151H253ZM257 150V151H256ZM18 151H21V152H23V155H24V158H22L23 157V155H21V157H18L19 156V152ZM138 151H139V153H138ZM151 151V152H150ZM159 151V152H158ZM161 151V152H162ZM214 151H215V154H214ZM219 151V152H218ZM231 151H233L232 153H231ZM246 151V152H245ZM261 151V152H260ZM2 152V153H1ZM28 152V153H27ZM49 152V153H48ZM55 152V153H54ZM62 152V151H61ZM88 152V153H87ZM92 152H93V154H94V156L92 155ZM113 152V153H112ZM150 152V153H149ZM157 152V153H156ZM187 152V153H186ZM218 154H217V153ZM225 152V153H224ZM249 154H248V153ZM257 152V153H256ZM5 153H7V154H5ZM47 153V154H46ZM53 153V154H52ZM56 153H58L59 155H56ZM76 153H77V155H76ZM100 153H101V155L103 156H101L100 155ZM104 153H105V156H104ZM154 153H155V155H156V159H155V155H154ZM166 153V154H165ZM186 153V154H185ZM262 153V154H261ZM36 154H38L37 152L34 154L35 156H36ZM40 154V156H41V153H39ZM39 154L36 156V158L39 156ZM48 154H50V155H48ZM85 154H87V155H85ZM115 154V155H114ZM135 154H136V152H135ZM152 154L154 155V156H152ZM168 154H169V152H168ZM188 154V155H187ZM191 154V155H190ZM210 154V155H209ZM214 154V155H213ZM232 154V155H231ZM236 154V155H235ZM245 154V155H244ZM14 155V157H12ZM52 155H53V157H52ZM79 155V156H78ZM112 155V156H111ZM161 155V156H160ZM188 156V157H190V158H188V157H184V156ZM215 155H217L216 157H215ZM227 155V156H226ZM230 155V156H229ZM241 155V156H240ZM254 155V156H253ZM256 155V156H255ZM259 155V156H258ZM9 156V157H8ZM51 156V158H49ZM56 156H59V157H57L56 158ZM90 156V157H89ZM96 156V158H93V157H95ZM100 156V157H99ZM107 156H108V158H107ZM150 156V157H149ZM226 156V157H225ZM263 156V157H262ZM16 157H18V158H21V159H18V160H16L17 158ZM48 157V158H47ZM56 159H55V158ZM71 157V158H70ZM74 157V158H73ZM81 157V158H82ZM87 157V158H86ZM98 157V158H97ZM112 157V158H111ZM158 157H159V159H158ZM160 157H162V158H160ZM164 157V158H163ZM223 157V158H222ZM236 157V158H235ZM247 157H248V159H247ZM14 158H16V159H14ZM36 158H35V161H36ZM39 158V157H38ZM41 158H42V156H41ZM42 158V159H43ZM64 158H66V159H64ZM90 158V159H89ZM106 158V159H105ZM222 158V159H221ZM255 158V159H254ZM263 158V159H262ZM40 159V158H39ZM41 159V160H42ZM45 159H43V161L45 160ZM48 159H50V160H48ZM68 159V160H67ZM71 159V160H70ZM73 159V160H72ZM75 159H77V161H79L78 163H77V161L75 160ZM85 159H87V161L86 162H88L89 161V166H87L86 164V162H84V160ZM95 159V160H94ZM105 159V160H104ZM111 159V160H110ZM116 159V160H115ZM185 159V160H184ZM191 159V160H190ZM217 159V160H216ZM220 159V160H219ZM239 159V160H238ZM16 160V161H15ZM55 161V160H58V161H62L63 160V164L61 165V166H59V165H54V163L53 162H51V161ZM75 160V161H74ZM92 160V161H91ZM102 160V161H101ZM156 160H160V164H161V166H159L160 164H159V161H156ZM165 162H164V161ZM189 160V161H188ZM193 160V161H192ZM256 160V161H255ZM258 160V161H257ZM13 161H14V163H13ZM42 161V162H43ZM80 161H82V162H80ZM101 161V162H100ZM112 161V162H111ZM202 161H203V163H202ZM233 161H235V162H233ZM18 162V163H17ZM25 162V163H24ZM46 162V161H45ZM46 162V163H47ZM84 162V163H83ZM91 162H93V163H91ZM116 162H118V160L116 161ZM155 162V163H154ZM191 162V163H190ZM229 162V163H228ZM239 162V163H238ZM34 165H32V164ZM68 163V164H67ZM70 163V164H69ZM81 163V164H80ZM90 163H91V165H90ZM158 163V164H157ZM198 163V164H197ZM242 163V164H241ZM15 164H16V166H15ZM19 165V167L20 168H18V165ZM23 164V165H22ZM30 164H31V166H30ZM43 164H45L44 162H43ZM50 164H51V167H50ZM71 164H73V167H72V165ZM101 164V165H102ZM112 164H113V166H112ZM118 163H116L115 165L116 166H118L117 165ZM154 164H156V165H154ZM190 164V165H189ZM194 164H195V166H194ZM227 164H228V166H229V169H228V167H227ZM257 164H259V165H257ZM63 165H64V168H63ZM83 165H85V166H87L86 168H84L83 167ZM95 166H96V164H94ZM100 165V166H101ZM186 165V164H185ZM199 165V166H198ZM226 165V166H225ZM240 165H241V167H240ZM28 166V167H27ZM46 166L48 167V168H51V170L49 171L48 170V172H47V168H46ZM57 166H59V167H57ZM68 166H70V167H68ZM112 166V167H111ZM214 166V165H213ZM213 166H211V167H213ZM233 167L232 169L233 170H235L234 172H233V170L231 169V167ZM259 168H258V167ZM24 167V168H23ZM67 167V168H66ZM75 167H77L76 169H75ZM97 167H99V166H97ZM102 167H103V165H102ZM101 167V168H102ZM183 167H184V165H183ZM199 167H200V169H199ZM239 167V168H238ZM71 170H70V169ZM83 168V169H82ZM91 168V167H90ZM110 168L108 167V168H106V169H104V167L102 168V169H100V178L101 177H103V178H101V180L103 181V180H106L105 181V183L104 182H102V184H103V186H105L106 187V189L107 190H109V191H111V195H110V193L109 192H107V196L106 197H108V196H112L113 195V197L115 196L116 198H117V196L116 195H118V190L120 189H122V191H123V184L121 183V181L118 179V178H120V175L117 173L118 171H119V169H118V167L116 168L115 167V169L117 170H112V172L113 173H115L114 174V176H113V174L110 172ZM235 168V169H234ZM21 169V170H20ZM66 169V170H65ZM74 169L76 170V171H74ZM89 169V168H88ZM157 169V170H156ZM192 170V172L190 173V171L189 170ZM225 169H226V171H225ZM239 169V170H238ZM243 171H242V170ZM248 169H249V171L250 172H248ZM251 169V170H250ZM255 169V170H254ZM260 169V170H259ZM61 170V171H60ZM84 170V171H83ZM103 170V171H102ZM107 170V171H106ZM152 170V171H153ZM195 170V171H194ZM257 170V171H256ZM42 171V170H41ZM79 171H81L80 173L81 174H79ZM88 171V170H87ZM116 171V172H115ZM170 171H173V172H171L170 173ZM197 171V172H196ZM201 171H202V173H201ZM229 171V172H228ZM238 171V172H237ZM262 171H263V173H262ZM21 172V173H20ZM25 172V173H24ZM29 172H31V173H29ZM34 172V173H33ZM51 172V173H50ZM55 172V173H54ZM73 172V173H72ZM77 172H78V174H77ZM104 172V173H103ZM120 172V171H119ZM49 173V174H48ZM109 173V174H108ZM168 173H170V174H168ZM187 173H189V174H187ZM192 173H194V174H192ZM235 173V174H234ZM257 173H258V175H257ZM117 174H118V176H117ZM172 174V175H171ZM236 174H237V177H236ZM30 175V176H29ZM51 175V176H50ZM53 175H54V179H53ZM82 175V176H81ZM192 175H195V176H193L192 177ZM249 175H250V179H248V177H249ZM254 175H255V178H257L256 180L253 178V179H251L252 177H254ZM20 176V177H19ZM46 176H47V178H46ZM58 176V177H57ZM79 176V177H78ZM107 176H109V178H110V180L108 179V177ZM111 176V177H110ZM117 176V177H116ZM170 176V177H169ZM174 176V177H173ZM31 177H33V178H31ZM36 178V180H35V178ZM86 177V176H85ZM107 177V178H106ZM115 177H116V179H115ZM168 177V178H167ZM243 177V178H242ZM247 177V178H246ZM26 178H27V180H26ZM29 178V179H28ZM51 178V179H50ZM68 178V179H67ZM81 178V179H80ZM105 178V179H104ZM174 178H175V180H174ZM200 178V179H199ZM242 180H241V179ZM244 178H246V179H244ZM33 179V180H32ZM40 179V180H39ZM43 179V180H42ZM169 179H171V181L169 180ZM176 179H177V181H176ZM240 179V180H239ZM258 179H259V181H258ZM39 180V181H38ZM48 180H49V183H48ZM110 181V183H111V185H112V180H114L115 181V187H117V183H119V181H120V183L119 184H121V186H122V188H119L120 187V185L118 184V188H117V190H115L111 185H110V183H107L108 181ZM117 180H119V181H117ZM169 181V183H168V181ZM261 180H262V182H261ZM33 181V182H32ZM61 181V182H60ZM179 181V182H178ZM247 181V182H246ZM29 182V183H28ZM30 182H31V184H30ZM117 182V183H116ZM203 183V184H201V183ZM205 182V183H204ZM242 182V183H241ZM164 183V184H163ZM168 183V184H167ZM176 183V184H175ZM250 183V184H249ZM254 183V184H253ZM35 184V185H34ZM39 184V185H38ZM53 184V185H54ZM188 184V185H187ZM198 184H200V186L198 185ZM248 184V185H247ZM259 184H261V185H259ZM20 185V186H19ZM30 185V186H29ZM41 185H43V184H41ZM166 185V186H165ZM192 186V189H191V186ZM202 185H203V187H202ZM225 185H226V187H225ZM236 185V186H235ZM34 186V187H33ZM37 186V187H36ZM107 186H108V188H110V189H108L107 188ZM110 186V187H109ZM162 186H165V190H166V192L165 191H163L164 190V188L162 187ZM170 186V187H169ZM184 186H185V188H184ZM206 186V187H205ZM229 186V187H228ZM231 186V187H230ZM234 186V187H233ZM239 186V187H238ZM255 186H257L256 188H255ZM27 187V188H26ZM105 187L104 188H102L103 190H102V192H103V194H106V191H105ZM174 187V188H173ZM193 187H195V188H193ZM248 187V188H247ZM254 187V188H253ZM261 187V188H260ZM23 188V189H22ZM156 188V189H155ZM198 190H197V189ZM221 190H220V189ZM230 188V189H229ZM33 189V190H34ZM204 189V190H203ZM210 189V190H209ZM237 191H236V190ZM253 189V190H252ZM31 190V191H30ZM35 190H34V192H35ZM113 190H114V194H113ZM168 190V191H167ZM176 190V191H175ZM187 192H186V191ZM195 190L197 191L196 193H195ZM201 190V191H200ZM203 190V191H202ZM209 190V191H208ZM223 190H224V192H223ZM231 192H230V191ZM235 190V191H234ZM245 192H243V191ZM246 190V191H245ZM249 191V193H247L248 191ZM5 191V192H4ZM146 191V190H145ZM163 191V192H162ZM183 191V192H182ZM219 191V192H218ZM257 191V192H256ZM11 192V193H10ZM21 192V193H20ZM27 193V194H23V193ZM33 192V191H32ZM168 192V196L166 195V193ZM190 192H192V193H190ZM194 192V193H193ZM230 194H229V193ZM239 192V193H238ZM260 192V193H259ZM4 193V194H3ZM36 193V192H35ZM91 193H92V189H91ZM115 193H117V194H115ZM191 195V197H190V195ZM219 193H220V195H219ZM3 194V195H2ZM163 194V195H162ZM193 194V195H192ZM203 194V195H202ZM256 194V195H255ZM8 195V196H7ZM24 195V196H23ZM119 195L121 196L122 195V197H119ZM119 195H118V199H120V201H125L124 199L125 198H127V195L126 194H123V192H122V194H121V192L119 191ZM126 197H125V196ZM169 195H171L170 197H169ZM174 195V196H173ZM187 195H188V197H187ZM228 195V196H227ZM31 196H32V198H31ZM176 196V197H175ZM185 196H186V198H185ZM196 196H197V198H196ZM243 196H247L246 198H243ZM249 196V197H248ZM124 197V198H123ZM192 197H194V198H192ZM201 197V198H200ZM220 197V198H219ZM237 197V198H236ZM261 197V198H260ZM24 198V199H23ZM122 198V199H121ZM162 198V199H161ZM163 198H164V200H163ZM168 198V199H167ZM243 198V199H242ZM253 198V199H252ZM260 198V199H259ZM12 200V201H9V200ZM33 199H34V201H35V203H34V201H33ZM42 199V198H41ZM155 199H159L158 201L157 200H155ZM160 199L163 201H160ZM214 199H215V201H214ZM245 199V200H244ZM2 200V201H1ZM13 200H16V201H14V204H13ZM166 200H170V201H166ZM178 200V201H177ZM194 200V201H193ZM198 200H199V202L201 201V202H203V203H199L198 202ZM209 200H210V202H209ZM256 200H258V201H256ZM177 201V202H176ZM189 201H190V203L191 204H188L189 203ZM206 202V204H205V202ZM241 201H243L242 203H241ZM244 201L246 202V203H244ZM3 202V203H2ZM26 202V203H25ZM153 202H154V204H153ZM158 202V203H157ZM160 202H161V204H162V206H160L161 204H160ZM194 204H193V203ZM212 202V203H211ZM28 203V204H27ZM56 203V202H55ZM157 203V204H156ZM180 203V204H179ZM183 203H184V206H183ZM214 203V204H213ZM151 204V203H150ZM158 204H159V207H158ZM167 204V205H166ZM182 204V205H181ZM186 204V205H185ZM198 204H200V205H198ZM246 204V205H245ZM7 205V206H6ZM164 205H165V208H164ZM27 206V207H26ZM53 207V210H52V207ZM169 206V207H168ZM173 208H172V207ZM209 206V207H208ZM4 207H5V209H4ZM26 207V208H25ZM51 207V208H50ZM161 207V210L160 209H158V208H160ZM163 207V208H162ZM171 207V208H170ZM184 207V208H183ZM257 207V208H256ZM260 207V208H259ZM21 208V209H20ZM201 210H200V209ZM206 208V209H205ZM209 208H210V210H209ZM257 210H256V209ZM6 209H7V211H6ZM25 209V210H24ZM33 209V210H32ZM87 209H88V207H87ZM156 209H157V211H156ZM164 209H167V211L165 212L164 211ZM173 209V210H172ZM4 210V211H3ZM59 210V211H58ZM62 210V211H61ZM112 210V215H114L115 214V216L116 217H118L119 216V214H118V212L120 213L121 212V210L120 209H111ZM117 211V212H115V211ZM120 210V211H119ZM162 210H163V212L165 213H163L162 212ZM170 210V211H169ZM178 210V211H177ZM51 211V212H50ZM113 211L115 212L114 214H113ZM140 211V212H139ZM169 211V212H168ZM194 211V212H193ZM233 211H235V214H233ZM240 211V212H239ZM29 212V213H28ZM59 212V213H58ZM157 212V213H156ZM160 212V213H159ZM229 212H231V215H230V213ZM243 212V213H242ZM17 213V214H16ZM26 213V214H25ZM86 213V212H85ZM123 212H121V215H120V217L123 215L122 214ZM132 213V212H131ZM135 213H137L136 215H134ZM139 213V214H138ZM140 213H142V215H140ZM144 213V214H143ZM175 213L173 214V217H174V219L175 220H177V218H178V216H177V214H176V216H174L175 215ZM204 213V214H203ZM238 213V214H237ZM258 213V214H257ZM7 214V215H6ZM12 214V215H11ZM49 214H53L52 215V217L54 218H52ZM57 214H58V216H57ZM89 217H91L92 216V214L89 212V213H86ZM164 215V218L162 217L163 215ZM194 214V215H193ZM199 214V215H198ZM203 214V215H202ZM222 214H224V216L222 215ZM140 215V216H139ZM145 217H144V216ZM152 215H155V217L154 216H152ZM157 215V216H156ZM161 215V216H160ZM197 215H198V217H197ZM226 215H227V219H226ZM234 215V216H233ZM49 216V217H48ZM148 216V217H147ZM195 216V217H194ZM200 216V217H199ZM256 216H258V217H256ZM162 217V218H161ZM202 217V218H201ZM220 217V218H219ZM240 217V218H239ZM9 218V219H8ZM12 218V219H11ZM23 218V219H22ZM31 218V219H30ZM52 218V219H51ZM63 218V217H62ZM112 218V217H111ZM119 218V217H118ZM160 218H161V221H160ZM205 218V219H204ZM231 218V219H230ZM237 218V219H236ZM8 219V220H7ZM48 219H50V220H48ZM121 219V218H120ZM119 219V221L122 223V221ZM123 219V218H122ZM193 219V220H192ZM236 219V220H235ZM257 219H258V221H257ZM25 220H30L32 223V229H30L29 230V232H28V230H26L25 231V227H27L26 225H27V223H25L26 221ZM60 220V221H59ZM133 220V219H132ZM135 220H133V221H135ZM203 220V221H202ZM230 220V221H229ZM10 221V222H9ZM15 221V222H14ZM63 221V222H62ZM65 221H66V224H64L65 223ZM119 221H117V222H119ZM154 221V220H153ZM211 221V222H210ZM215 221H217V222H215ZM243 221V222H242ZM7 223V225H6V223ZM24 222V223H23ZM48 222V223H47ZM73 222V223H72ZM194 222V223H193ZM197 224H196V223ZM241 222H242V224H241ZM4 223V224H3ZM22 223V224H21ZM182 222H179V223H177L176 225H183V223L181 224ZM209 223V224H208ZM240 223V224H239ZM18 224H20L19 225V228H18ZM23 224H25V225H23ZM49 224V225H48ZM72 224H73V226H72ZM123 224H124V222H123ZM152 224L153 223H151V226H152ZM260 224V225H261ZM24 226V227H22L23 228V230L21 231V233L23 234H20V226ZM55 225V227L53 228L52 226H54ZM154 225H155V223H154ZM198 225V226H197ZM203 225H205V226H203ZM207 225L208 226H210V229H212L211 231H210V233H211V240L207 243H201V241H200V239H201V236H202V233L204 234L205 233V229H204V227L206 228L207 227ZM213 225V226H212ZM239 225V226H238ZM33 226L35 227L34 228V230H33ZM45 226V227H44ZM72 226V227H71ZM76 226V227H75ZM126 226V225H125ZM159 226V227H158ZM197 226V227H196ZM227 226V227H226ZM238 226V227H237ZM16 227H17V229H16ZM39 227H41L40 229H39ZM51 227V228H50ZM157 228H155V229H157V230H150L151 232H147V233H145L146 235H148V233H149V235H151L150 237H152L153 238V240H154V246H152V250L150 251V252H153L154 250H157L153 255L151 254V253H149V254H151L152 256H155V254L157 253V255L153 258V260H154V263L155 264H161V263H163V264H190L191 263V261L189 260V258H188V254L184 251V248L183 247H181V245L180 244H169V243H167V241H165V240H163V237H164V234L163 233H165V231H163L164 230V226L162 225V226H160V224H157V226H156ZM236 227H237V229H236ZM15 228V229H14ZM44 228V229H43ZM48 228H50V230L48 229ZM61 228V229H60ZM75 230H73V229ZM181 228V227H180ZM195 228V229H194ZM241 228V229H240ZM29 229V228H28ZM47 229H48V231H47ZM60 231H58V230ZM161 229V230H160ZM179 229V228H178ZM202 229H203V231L204 232H202ZM225 229H227V232H225L226 230ZM13 230V231H12ZM15 230H17V231H15ZM63 232H62V231ZM70 230H71V232H70ZM76 230H77V236H76V234H75V232H76ZM223 230V232H221ZM235 230V231H234ZM31 231V232H30ZM154 231V233H153V235H152V232ZM156 231V232H155ZM241 231V232H240ZM26 232H27V234H26ZM44 234H43V233ZM59 232V233H58ZM68 232V233H67ZM70 232V233H69ZM158 232V233H157ZM196 232H198V233H196ZM200 232V233H199ZM241 233V236H240V233ZM16 233V234H15ZM24 233H25V235H24ZM30 233H31V235H30ZM65 233V234H64ZM106 233V232H105ZM191 233V234H190ZM226 233V234H225ZM227 233H229V235H227ZM37 234V235H36ZM198 234V235H197ZM214 234V235H213ZM239 234V235H238ZM20 235V236H19ZM66 235V236H65ZM70 235L72 236V237H70ZM163 236L162 238L160 237V236ZM188 235V236H187ZM223 235H227V244H226V242H225V246H224V244H223V247H222V245L221 246H219V244L217 245V243H219L220 241H222V237H223ZM22 236V237H21ZM39 236V237H38ZM41 236H42V238H41ZM52 236V237H51ZM65 236V237H64ZM74 236V237H73ZM156 236V237H155ZM231 236V237H230ZM263 236V237H262ZM16 237V238H15ZM43 237H44V239H43ZM62 237H64V238H66V239H64V238H62ZM198 237V238H197ZM214 237V238H213ZM15 238V239H14ZM23 238H24V240H25V242H24V240H23ZM32 238V239H31ZM85 238V237H84ZM160 238V239H159ZM258 238V239H257ZM13 239V240H12ZM48 239V240H47ZM51 239V240H50ZM56 239H57V241H56ZM61 239H63V240H61V242H60V240ZM86 239V238H85ZM156 239H158V241H160L161 239V241H160V243L161 244H159V242L158 241H156ZM194 239V240H193ZM30 240V241H29ZM34 240H35V243H34ZM49 240H50V242H49ZM58 240H59V242H58ZM216 240V241H215ZM14 241V242H13ZM33 241V242H32ZM53 241V242H52ZM213 241V242H212ZM229 241V242H228ZM247 241V242H246ZM31 242V243H30ZM164 242V243H163ZM246 242V243H245ZM34 243V244H33ZM73 243H74V241H73ZM158 244V246H156L157 244ZM166 243V244H165ZM216 243V244H215ZM246 245H245V244ZM46 244V245H45ZM162 244H163V246H162ZM204 244V245H203ZM205 244H207V245H205ZM248 244V245H247ZM250 244V245H249ZM168 245H170L169 247H168ZM209 245V246H208ZM28 246V247H27ZM44 248V249H42V247ZM45 246H47V247H45ZM160 246H162V248L160 249ZM178 246V247H177ZM166 247V249H164V248ZM168 247V248H167ZM174 247H176L175 249H174ZM181 247V248H180ZM219 247H221V248H219ZM225 247V248H224ZM38 248V249H37ZM73 248H74V246H73ZM249 248V249H248ZM49 249H50V252H49ZM164 249V250H163ZM170 249V250H169ZM212 249H213V251H212ZM42 250V251H41ZM78 250V251H79ZM159 250V251H158ZM161 250H162V252L165 254V255H163V253L161 252ZM167 252H166V251ZM172 250V251H171ZM216 250V251H215ZM17 251V252H16ZM48 251V252H47ZM56 253H55V252ZM81 251V250H80ZM203 251V252H202ZM45 252V253H44ZM159 252H161V253H159ZM174 252V253H173ZM180 252L182 253V254H180ZM206 252H207V254H206ZM259 252H260V254H259ZM40 253H42V254H40ZM50 254V256H47L46 254ZM78 254H80V253H82V252H77ZM185 253H186V255H185ZM32 254V253H31ZM48 254V255H49ZM58 254V255H57ZM232 254V255H231ZM18 255V256H17ZM41 255V256H40ZM53 257H52V256ZM59 255L61 256H63V257H65V258H63V257H59ZM81 255V254H80ZM82 255H84L85 256V254L84 253H82ZM162 255L164 256L163 257V260H161L162 259ZM176 255V256H175ZM185 255V256H184ZM202 257H201V256ZM207 257H206V256ZM252 255H254V256H252ZM1 255H0V257H2ZM10 256V257H9ZM41 258H40V257ZM161 256V257H160ZM175 258H174V257ZM34 257V258H33ZM36 257V258H35ZM48 257H49V259H48ZM174 258L175 259V261H174V259H172V258ZM178 257V258H177ZM14 258V259H13ZM19 258V257H18ZM33 258V259H32ZM40 258V259H39ZM63 258V259H62ZM157 258V259H156ZM165 258V259H164ZM206 258V259H205ZM247 258H248V260H247ZM262 258V259H261ZM40 261H39V260ZM72 259V260H71ZM133 260L134 261V258H130V260ZM146 259V258H145ZM170 259V260H169ZM179 259V260H178ZM186 259V260H185ZM200 259H201V261H200ZM251 259V260H250ZM34 261V263H33V261ZM46 260V261H45ZM53 260H55V261H53ZM57 260V261H56ZM142 260V259H141ZM168 260H169V262H168ZM182 260V261H181ZM255 262H253V261ZM29 261H32V262H29ZM89 261V263L90 264H94L93 262H91L92 260H88ZM173 261H174V263H173ZM181 262V263H178V262ZM242 263H241V262ZM245 261H247V263H245ZM256 261H257V263H256ZM41 262V263H40ZM69 262V263H68ZM141 262V261H140ZM142 262L143 263H145V264H151L152 262H148L147 260L144 262V259L142 260ZM157 262V263H156ZM168 262V263H167ZM184 262V263H183ZM187 262V263H186ZM202 262V263H201ZM235 262V263H234ZM131 263V262H130ZM132 264H134V263H132ZM136 264V263H135Z\"/></svg>",
    "mask_w": 264,
    "mask_h": 264
},
{
    "label": "bare ground",
    "instance_id": "bare-ground-1",
    "mask_svg": "<svg viewBox=\"0 0 264 264\" xmlns=\"http://www.w3.org/2000/svg\"><path fill=\"white\" fill-rule=\"evenodd\" d=\"M13 1V0H12ZM51 1L52 0H42V1H40L39 3V5L38 6H32V5H30L29 6V13H30V17H32L31 16V14H34V15H37V12L38 11H40V12H46V13H48V12H52L53 11V8H55V7H53L52 6V3H51ZM96 1V0H95ZM94 1V2H95ZM107 1V0H106ZM139 1V3L137 2V4H139V8L140 9H138V10H140V12L143 14V13H147V9L145 10V6L146 7H148L147 5H146V3H145V6H144V4L142 3V0L140 1V0H138ZM160 1V0H159ZM174 1V0H173ZM182 1V0H181ZM183 1H185V0H183ZM189 1H191V0H188V2ZM198 1V0H197ZM197 1H195L194 0V3L195 2H197ZM207 1H209V0H204V2H203V0H202V2H203V5H205L204 7L206 8V5L208 4V5H210V3H208ZM225 2L223 3L224 4V6H223V8H224V11H225V13H226V21H225V23H226V28H228L231 32H232V34H234L235 35V37H232V38H234V41H232V43L233 42H235V39H236V36L238 35V40H236V42L239 44V46L240 47H242V49L244 48V46L246 45V42L244 41V39L242 38V37H240L239 38V35L241 36V32H240V30H238L239 29V25L237 24V26H238V28L235 26V23L237 22H235V15H236V12H237V8H238V6H236V5H234V4H232L231 2H229L228 0H224ZM237 1V0H236ZM242 1V0H241ZM240 1V2H241ZM248 2H249V0H247ZM30 2V1H29ZM57 2V1H56ZM79 2V1H78ZM97 2V1H96ZM104 2V1H103ZM102 2V3H103ZM144 2H145V0H144ZM186 2V1H185ZM192 2V1H191ZM199 2H200V0H199ZM199 2H198V4H199ZM202 2H200V3H202ZM212 3H213V0L211 1ZM222 2H223V0H222ZM239 2V3H240ZM13 3V2H12ZM22 3V2H21ZM92 3H93V0H92ZM112 3V2H111ZM114 3V2H113ZM112 3V4H113ZM152 3V2H151ZM161 3H163V2H161ZM211 3V4H212ZM250 3V5H251V13L252 14H254L255 16L254 17H251V15H250V18L252 19H256V21L257 22H255V23H257V25L256 26H258L259 28H260V31H261V29H264V16L263 17H260L258 14H259V12H260V9L258 8L259 6H264V0H252V2H249ZM33 4V3H32ZM35 4V3H34ZM99 4V6L100 5H102L101 4V2L100 3H98ZM160 4V3H159ZM185 4H187V3H185ZM197 4V3H196ZM197 4V5H198ZM213 4H215V3H213ZM222 4V3H221ZM242 4H243V2H242ZM245 4V3H244ZM11 5V4H10ZM22 5H23V3H22ZM54 5V4H53ZM55 5H57V4H55ZM54 5V6H55ZM94 5V4H93ZM109 5V4H108ZM153 5V4H152ZM174 5V4H173ZM172 5V6H173ZM175 5H177V4H175ZM179 5V4H178ZM189 5V4H188ZM203 5L201 6V7H199L200 9H199V11H201V10H203L202 8H204L203 7ZM216 5V4H215ZM28 6V5H27ZM86 6V5H85ZM98 6V8H101V7H99ZM118 6V5H117ZM127 6V5H126ZM161 6V5H160ZM164 6V5H163ZM166 6V5H165ZM169 6H171V5H169ZM184 6V5H183ZM191 6H193V5H191ZM245 6V5H244ZM248 6H249V4H248ZM262 6L260 7V8H262ZM58 7V6H57ZM64 7V6H63ZM66 7V6H65ZM86 7H88V4H87V6ZM94 7V6H93ZM158 7V6H157ZM157 7H156V9H157ZM187 7V6H186ZM185 7V8H186ZM196 7V6H195ZM215 7V6H214ZM219 7V6H218ZM246 8H247V5L245 6ZM8 8H10V7H8ZM91 8V7H90ZM97 8V9H98ZM116 8V7H115ZM119 8V7H118ZM131 8V7H130ZM175 7H173V9H172V7L170 8V7H162L161 9L163 10V9H165L169 14H177V10H175L174 9ZM198 8V7H197ZM211 8V7H210ZM220 8H222V7H220ZM222 8V9H223ZM4 9V8H3ZM7 9V8H6ZM6 9H4L5 11H6ZM93 9V8H92ZM97 9H95V11H97ZM155 9V8H154ZM156 9L154 10V12L156 11ZM189 9H190V7H189ZM194 9V8H193ZM193 9H192V11H193ZM213 9V8H212ZM259 11H258V10ZM12 10V9H11ZM20 10V9H19ZM22 10V9H21ZM82 10H84V9H82ZM129 10V9H128ZM151 10V9H150ZM164 10V11H165ZM217 10V9H216ZM239 10H242V9H239ZM3 11V10H2ZM23 11H24V9H23ZM26 11V10H25ZM24 11V12H25ZM57 11V10H56ZM60 11H61V9H60ZM85 11V10H84ZM86 11H87V9H86ZM100 11V10H99ZM108 11V10H107ZM134 11V10H133ZM136 11V10H135ZM186 10H184V12H185ZM198 11V10H197ZM198 11V12H199ZM211 11V10H210ZM258 11V12H257ZM8 12V11H7ZM6 12V13H7ZM15 12V11H14ZM18 12H20V11H18ZM27 12V11H26ZM54 12V11H53ZM63 12V11H62ZM82 12V11H81ZM131 13H132V11H130ZM138 12V14L140 13L139 11H137ZM161 12V11H160ZM166 12V13H167ZM179 12V11H178ZM194 12H196L195 10H194ZM202 12V11H201ZM204 12H205V9H204ZM207 12H209V10L207 11ZM212 12V11H211ZM222 12H223V10H222ZM12 13V12H11ZM28 13V14H29ZM75 13V12H74ZM120 13V12H119ZM130 13V14H131ZM158 13V12H157ZM193 13V12H192ZM215 13H216V11H215ZM224 13V14H225ZM242 13H243V11H242ZM245 13H247V11H245ZM249 13V12H248ZM1 14H2V12H1ZM8 14H9V12H8ZM14 14V13H13ZM40 14V13H39ZM76 14V13H75ZM78 14V13H77ZM80 14V13H79ZM124 14V13H123ZM184 14V13H183ZM211 14V13H210ZM221 14V13H220ZM240 15V13H237V15ZM4 15H5V13H4ZM53 15V14H52ZM52 15H50L51 17H52ZM134 15H136V13H134ZM152 15V14H151ZM150 15V16H151ZM158 15V14H157ZM178 15V14H177ZM182 15V14H181ZM201 15V14H200ZM203 15V14H202ZM205 15H206V12H205ZM237 15H236V20H237V18H239V17H237ZM241 15H243V14H241ZM245 15V14H244ZM12 16V15H11ZM22 16V15H21ZM24 16V15H23ZM59 16V15H58ZM61 16V15H60ZM101 16V15H100ZM99 16V17H100ZM119 16H121V15H119ZM125 16V15H124ZM147 16H148V14H147ZM150 16L149 17H147V19L148 18H150ZM154 16V15H153ZM169 16V15H168ZM197 16V15H196ZM208 16V15H207ZM206 16V17H207ZM6 17V16H5ZM9 17V16H8ZM24 17H26V16H24ZM50 17V18H51ZM97 17V16H96ZM113 17V16H112ZM126 17V16H125ZM125 17H123V19L125 18ZM131 17V16H130ZM129 17V18H130ZM136 17V16H135ZM143 17H145V14H143ZM143 17H141V18H143ZM155 17V16H154ZM198 17V16H197ZM214 17V16H213ZM221 17V16H220ZM241 17V16H240ZM3 18V17H2ZM7 18V17H6ZM11 18V17H10ZM39 18V17H38ZM56 18V17H55ZM58 18V17H57ZM128 17H126V20L124 21L125 22V25H124V23H123V25L124 26H126V29H127V33H128V29H132L133 27H135L134 25H135V21H137V20H134V17L133 18H131V19H127ZM137 18V17H136ZM139 18H140V16H139ZM146 18V17H145ZM176 18V17H175ZM195 18V17H194ZM199 18V17H198ZM201 18V20H203V17H200ZM199 18V19H200ZM211 18H212V16H211ZM224 18H225V16H224ZM243 18L245 19V17L243 16ZM3 19H5V18H3ZM14 19V18H13ZM26 19V18H25ZM32 19H34L33 17H32ZM40 19V18H39ZM39 19H36V21H38ZM58 19H60V18H58ZM115 19V18H114ZM121 19V18H120ZM132 19H133V21H132ZM151 19V18H150ZM166 19H167V17H166ZM173 19V18H172ZM183 19V18H182ZM204 19H205V17H204ZM208 19V18H207ZM240 19V18H239ZM8 20V19H7ZM23 20V19H22ZM61 20V19H60ZM63 20V19H62ZM98 20V19H97ZM102 20V19H101ZM113 20V19H112ZM141 20V19H140ZM145 21V19H142L141 21ZM175 20V19H174ZM173 20V21H174ZM178 20V19H177ZM180 20V19H179ZM1 21V20H0ZM28 21H29V19H28ZM40 21V20H39ZM52 21H53V19H52ZM88 21V20H87ZM141 21L139 22V23H141ZM172 21V22H173ZM176 21V20H175ZM185 21V23L184 24H186L187 22H186V20H184ZM204 21V20H203ZM214 21V20H213ZM247 21H248V19H247ZM41 22V21H40ZM157 22V21H156ZM180 22H181V20H180ZM249 22V21H248ZM251 22V21H250ZM30 23V22H29ZM133 23H134V25H133ZM144 23V22H143ZM147 23V22H146ZM166 23V22H165ZM178 23V22H177ZM203 23V22H202ZM217 23V22H216ZM52 24H54V23H52ZM71 24V23H70ZM114 24V23H113ZM145 24V23H144ZM158 24V23H157ZM164 24V23H163ZM170 24V23H169ZM172 24V23H171ZM182 24H183V22H182ZM206 24H207V26L209 25L208 24V21L206 22ZM210 24H211V22H210ZM249 24V23H248ZM0 25H2V24H0ZM27 25V24H26ZM51 25V24H50ZM149 22H148V25L146 26V24L145 25H142V28H140V29H137L138 30V32L136 33L137 35L139 34V36H140V41H139V43H138V45H136L137 47L136 48H134V47H132V48H134V50L136 49V52H134L133 50V52L134 53H136V56H137V69L134 67V70L136 69L137 71L134 73V75H133V71H132V79L130 80V82L126 79V78H123V79H120V78H122V76L121 77H119V79H117V81L115 82V84H116V87H115V85L113 86L114 87V92L112 93V94H110V95H108L109 94V92H108V98L110 99V97H111V100H112V102L113 101H117L118 103H119V108H117V109H113L111 106L110 107H108V106H101V105H99V103H98V105L96 106V107H94L95 108V110H94V114H95V116H94V132H95V135H98V134H100L101 136H102V141H103V143L101 144L103 147H99L98 146V148H100L101 150H102V148L104 149L105 147H106V145L104 146V143L107 141V139H109L106 143H107V146H109L110 148L112 147V146H114L116 149H117V147H116V142H119V141H121V143H122V145L120 146V148L117 150V153H116V159L118 160V162H114V168H112V170H114L115 169V167L117 168L118 167V169H119V171L117 172L119 175H120V178H118L120 181H121V183L123 184V191H122V189L120 190L119 188H122V186H121V184H119L120 183V181L119 180H117V181H119V183H117V187H115V181L114 180H112L113 182H112V185H111V183H110V181H108L107 183H110V185L115 189V190H117V188H118V184L120 185V187L118 188L119 190H118V195H119V191L121 192V194H122V192H123V194H126L127 195V198H125L124 200V202L123 201H120V199H118V195H116L117 196V198L114 196L113 197V195L112 196H108V197H106L107 196V192H109L110 193V195H111V191H109V190H107L106 189V187L105 186H103V184L105 183V181L106 180H101V178H103V177H101L100 178V169H102L103 167H104V169H106V168H110V166H107L106 168H105V164H107L108 162H105V164L103 163H101L102 165H103V167H102V165L101 164H99L98 163V165H97V162L95 163V161H97V159L95 160V161H93V162H91V163H93L92 164V166H90V167H87V166H89V161L88 162H86L87 161V159H85L84 160V162H86L87 164V166H85V165H83V167L84 168H86L87 167V170L85 169V172H88L89 173V170H90V174L91 175H89V174H83V176H84V178L82 179V180H79L78 178H76V176H72V177H69V180H67V183L65 184L66 185V188H64V187H62V185L59 183V181L56 183L55 182V184L53 185H51V184H48V185H46L45 184V181L47 182V180L45 179L44 180V183H42L41 182V184H43V185H41L40 184V186H39V188L37 187V190H35L34 188V190H35V192H34V190L31 188V190L33 191H31V193H33V195L34 196H36L37 197V203H36V207L35 206H33V209H34V211L36 212V214L38 213V216L40 215L41 216V218H42V216H46V215H48V213H49V210H48V205H49V201L52 199V201L51 202H53V201H55V202H53L54 203V205H56L57 203H61L63 206H64V208H65V210H63L64 212H62V213H60L59 215H61L62 214V217H60L62 220H68V225H70L69 224V221L70 220H73V222H74V225L76 224V226H77V228H75V229H78V236H77V230H76V232H75V234H76V236H77V239H78V244L79 243H81V251L79 250V249H76V245H75V242L77 241H75V237H74V239L72 238V242L70 241V239L67 237V239L66 238H64V237H62V238H64V239H66V242L64 243V244H57L56 242H55V244L53 243V246H52V248L57 252V253H59V254H61L62 253V255H66L67 257H69V258H73L74 260V262H76L77 264H90L89 263V261L88 260H92L91 262H93L94 264H132V263H136V264H145L146 262V260L150 263V262H152L151 264H155L154 263V260H153V258L157 255V253L155 254V256H152L157 250H154L153 252H150L151 250H152V246H154V240H153V238L152 237H150L151 235H149V233H148V235H146L145 233H147V232H151L152 230H157V229H155V228H157L156 226H157V224H160V226H164V230L163 231H165V233H163L164 234V237L161 235L160 237L162 238L163 237V240H165V241H167V243H169V244H180L181 245V247H183L184 248V251L188 254V258H189V260L191 261V263L190 264H197L198 263V259L196 258V256L194 255V250H193V243L191 242V241H188V239H185V237H186V235H185V231H186V228H184L185 227V225L184 224H186L188 221H191L190 219H191V213H192V207H191V211L189 210H187V209H185V210H183V209H181L182 211H180V208H182L180 205H178L179 206V214H177V213H175L176 212V210H173V211H175L174 213H175V215L174 216H176V214H177V216H178V218H177V220H175L174 219V217H173V211H171L170 212V214H167V209H164V211L166 212V217L164 218V215L162 216L163 218H164V220H162L161 221V218H160V221L161 222H159V221H157V220H159V218L157 217V220H156V218L155 219H152V217L151 218H147L146 219V215H148L149 217H150V211H152L150 208L151 207H153V206H151L150 207V205H152V201L151 202H149V200H148V198H150V197H152L153 196V198H156L155 196L157 195H152L151 196V194H153V193H149L150 191H147V186L145 187V185H147V183L148 184H150L151 185V188L150 189H154V187H156L160 182H161V179H163L164 180V176H162V174L163 173H161V171L162 172H164L163 170H162V168H164V165H165V168H166V165L168 166V168H171V170H173V171H170V173L171 172H173V173H175V176H176V178L177 179H179V181H183V180H185V182L186 181H189L188 182V184H190V182L192 183V186H197L196 185V183H197V181H198V179H196L197 177H194V178H191L190 177V179L191 180H189V176L187 177L186 176V174H185V169L184 168H186L185 166H187V163H185V161H184V163L181 161V157H180V154H179V152H178V150L175 148V146H176V143H177V145H178V142L176 141V140H172V139H170L171 141H172V145H173V147H171L170 145H169V141H168V143H166V148H169L170 147V150H168V152H169V154H168V152H166L167 153V155H165L167 158H166V162L164 163V164H162V166L163 167H161V169H159L158 168V170L157 171H155V170H153L152 168H151V166H152V161L150 162V160H149V158H147L144 154H142L141 156H137V151L136 150H138L137 148L139 147L140 148V146L142 147V149H146V150H151L152 152H154V150H155V148H157L158 149V145L156 144L153 148L151 147L150 149H148V148H146L147 147V145H146V142H148L149 141V139H148V137H147V134H148V132H151L152 130H154V128H155V125L153 124L154 123V121L153 120H150L149 118L152 116L151 114H150V117L149 118H144L143 116L145 115L146 116V111H144V110H146V105H145V109L143 108V103H145V101L147 100V98H145L146 96H145V94H150L148 91H160L161 92V89H162V92L164 93V90H168V91H170V90H172L173 91V84H175V83H173L172 81H174V74H173V80L172 79H170V77H168V76H164V77H166L167 79H165V80H163V78L162 79H160V81L158 82V80L159 79H156L157 77H154V75H156V73H157V70L155 69V62H159V64L161 63L162 64V62H164L165 60H164V56L166 55V53L167 54H169V56L171 55H173V50H169V48H171L170 46H166V47H163V46H160V45H171V44H177L178 46L177 47H179L180 48V50L181 51H183V52H185L186 53V51H188V50H191V42H192V40L190 41V40H188V39H186L184 36V31H182L181 30V28H178L177 30H175L173 33L171 32V33H168V32H170L169 30L167 31V33H166V31L164 30V32L165 33H163L162 32V30L160 31H155V29L154 30H151V26L152 25H150V27H149ZM166 25V24H165ZM174 24H172V26H173ZM214 25H215V23H214ZM217 25V24H216ZM215 25V26H216ZM219 25V24H218ZM139 26H140V24H139ZM144 26V27H143ZM180 26V25H179ZM182 26V25H181ZM188 26V25H187ZM197 26H198V24H197ZM207 26H205V28H207ZM220 27H222L221 25H219ZM246 26V25H245ZM252 27L251 25H250V27L251 28H254V29H256L257 30V27ZM2 27H4L3 25H2ZM22 27V26H21ZM38 27V26H37ZM73 27V26H72ZM71 27V28H72ZM155 27V26H154ZM17 28H19V26L17 27ZM28 28H29V26H28ZM45 28V27H44ZM54 28V27H53ZM146 28H148V29H150L149 31H148V29H146ZM163 28V27H162ZM165 28V27H164ZM167 28V27H166ZM165 28V29H166ZM187 28V27H186ZM189 28V27H188ZM224 28V27H223ZM3 29V28H2ZM170 29V28H169ZM185 29V28H184ZM217 29V31H212V33L210 34V37H211V39H210V42L209 43H200V45H199V40H198V51L197 52H202V54H204V53H206V54H208V53H210V54H212L214 57H215V60L217 59L218 60V62H219V65H220V69H223V71H221V72H225L226 71V73L228 74L227 76H228V78H226L227 79V81L226 82H228V80L231 82V83H229V85L228 86H230L229 87V93H228V96L224 93L223 94V96L224 97H222V100H223V102H224V104H225V106H224V109H226L227 111H230V110H232V108H233V106H236L237 104L236 103H240V105L242 106V103H244L245 104V102H247V101H249V97H248V95L250 94V97H251V95H252V93L250 92V83H251V81H252V84H253V80H252V76H251V74H249L248 73V71H247V67L245 66V60L243 59V58H246L245 56L243 57V56H241V57H239V56H237V54L235 53V52H228L229 50H232V49H229L228 50V47H226V46H224V45H220V43H219V41H220V39L222 40L223 39V37L221 38V33H219L218 32V30L220 29H218V28H216ZM242 29V28H241ZM122 30V29H121ZM124 30H125V28H124ZM133 30V29H132ZM135 30V29H134ZM207 30H208V28H207ZM212 30V28L210 27V31ZM222 30H224V29H222ZM222 30H220L221 32H222ZM256 30H255V32H256ZM2 31V30H1ZM7 31V30H6ZM29 31V30H28ZM33 31H34V28H33ZM120 31V30H119ZM187 31H190V30H187ZM198 31V30H197ZM209 31V32H210ZM243 31V30H242ZM20 32V31H19ZM61 32V31H60ZM73 32V31H72ZM78 32H80V31H78ZM97 32V31H96ZM122 32V31H121ZM131 32V31H130ZM186 32V31H185ZM245 32V31H244ZM244 32H242V33H244ZM262 32V31H261ZM5 33V32H4ZM11 33V32H10ZM21 33V32H20ZM26 33V32H25ZM55 33V32H54ZM57 33V32H56ZM81 33V32H80ZM250 33V32H249ZM260 33V32H259ZM7 34H9V32L7 33ZM16 34V35H15ZM15 34H11V37H10V40H11V44L12 43H15V42H19L20 41V44H21V41H23L22 39V37H19L20 36V34H18V36H17V33H16V31H15ZM23 34V33H22ZM38 34V33H37ZM36 34V35H37ZM40 34V33H39ZM75 34V33H74ZM77 34V33H76ZM96 34V33H95ZM108 34V33H107ZM122 34H123V36H122ZM122 34L120 33L119 34V32L117 31V36L116 35H114V33L112 34L113 35V37L114 36H116L115 37V40H110L112 43V47H111V49H113V47H114V45H113V43L116 45L115 47H121V46H123V44H125L126 42L124 41V38L126 37V36H124L125 35V31H123L122 32ZM189 34L191 35V33L189 32ZM196 34V33H195ZM65 35V34H64ZM155 35H156V38H154L155 37ZM184 35V36H183ZM197 35V34H196ZM202 35V34H201ZM201 35H199L200 37H201ZM227 35V34H226ZM251 35V34H250ZM25 36V35H24ZM38 36V35H37ZM37 36H36V38H37ZM43 36V35H42ZM58 36V35H57ZM56 36V37H57ZM60 36H61V34H60ZM66 36H67V34H66ZM72 36V35H71ZM224 36V40H225V35H223ZM244 36V35H243ZM5 37V36H4ZM31 37H34L35 38V35L33 36V34H32V36ZM41 37V36H40ZM45 37V36H44ZM59 37V36H58ZM74 37H76V35L75 36H73V38ZM80 37V36H79ZM78 37V38H79ZM102 37H103V35H102ZM124 37V38H123ZM138 37V36H137ZM191 37V36H190ZM203 37H205V35H203ZM246 37H247V35H246ZM8 38V37H7ZM20 38H22L21 40H19V41H17V39H20ZM25 38V37H24ZM34 38H33V40H34ZM46 38V37H45ZM73 38H71V40L73 39ZM78 38H76V39H78ZM81 38V37H80ZM100 38V37H99ZM111 37H109V39H110ZM136 38V37H135ZM189 38V37H188ZM195 38H197V37H194V40H196ZM231 38V39H232ZM244 38H245V36H244ZM254 38V37H253ZM258 38V37H257ZM256 38V39H257ZM37 39H39V38H37ZM63 39V38H62ZM75 39V38H74ZM128 39V38H127ZM138 40H139V38H137ZM193 39V38H192ZM228 40H229V38H227ZM246 39V38H245ZM2 40V39H1ZM30 40V39H29ZM33 40H31V41H33ZM43 40V39H42ZM126 40V39H125ZM204 40V39H203ZM227 40V41H228ZM249 40V39H248ZM252 40V39H251ZM250 40V41H251ZM259 40V39H258ZM260 40H261V38H260ZM264 40V39H263ZM8 41H9V39H8ZM26 41H28V38L26 37ZM25 41V42H26ZM39 41V40H38ZM40 41H41V39H40ZM51 41V40H50ZM56 41V40H55ZM63 41V40H62ZM65 41V40H64ZM67 41V40H66ZM205 41V40H204ZM207 41V40H206ZM226 41V40H225ZM227 41H226V43H227ZM35 42H37V41H34V48H36V46H35ZM43 42H45V41H43ZM59 42H60V40H59ZM68 42V41H67ZM71 43H72V41H70ZM76 42H77V40H76ZM96 42V41H95ZM94 42V43H95ZM134 42V41H133ZM264 42V41H263ZM6 43V42H5ZM4 43V44H5ZM24 43V42H23ZM22 43V48H25V47H29V46H27L26 44L28 43V45H29V42H27V43H25V46H23L24 44ZM32 44L31 45H33V42H31ZM41 43V42H40ZM62 43V42H61ZM77 43H79V42H77ZM77 43H76V46H77ZM103 43V42H102ZM105 43V42H104ZM128 43V42H127ZM126 43V44H127ZM193 43V42H192ZM225 43V44H226ZM228 43H229V41H228ZM7 44V43H6ZM36 44H38V43H36ZM55 44V43H54ZM62 44H66V42L65 43H62ZM70 44V43H69ZM107 44V43H106ZM130 44V43H129ZM129 44H127V46H128V48H129ZM132 44V43H131ZM195 44V43H194ZM193 44V45H194ZM30 45V48L32 47ZM55 45H57V44H55ZM71 45V44H70ZM82 45V44H81ZM95 45V44H94ZM192 45V46H193ZM227 45V44H226ZM229 45L231 46V43H229ZM228 45V46H229ZM234 45V43L232 44V46ZM243 45V46H242ZM12 46H14V44H12L11 45V47ZM20 46V45H19ZM74 46V45H73ZM101 46V45H100ZM125 46V45H124ZM127 46H126V48H127ZM194 46H196L197 47V45H194ZM239 46H238V48H239ZM16 47V46H15ZM51 47V46H50ZM71 47V46H70ZM106 47V46H105ZM195 47V48H196ZM251 47H252V45H251ZM256 47H258V45L256 44ZM7 48H8V46H7ZM7 48H6V50H7ZM13 48V47H12ZM41 48H43V47H41ZM72 48V47H71ZM95 48V47H94ZM98 48H99V46H98ZM127 48V49H128ZM172 48H174V46L172 47ZM176 48V47H175ZM174 48V49H175ZM178 48V49H179ZM190 48V49H189ZM246 48H248V47H246L245 46V49ZM14 50L13 51H15V49L17 50V47L16 48H13ZM50 49V48H49ZM54 49V48H53ZM60 49V48H59ZM74 49V48H73ZM102 50H103V48H101ZM100 48H99V51L101 50ZM126 49V50H127ZM165 49H168V52H166L165 53V51H163V50H165ZM177 49V48H176ZM234 49V48H233ZM236 49V48H235ZM235 49H234V51H235ZM240 49V48H239ZM250 49H253V48H250ZM19 50V49H18ZM32 50H33V48H32ZM32 50H30L31 52H32ZM43 50V49H42ZM51 50V49H50ZM64 50H65V48H64ZM67 50V49H66ZM65 50V51H66ZM118 50H119V48H118ZM124 50H125V48H124ZM247 50V49H246ZM256 50V49H255ZM12 51V50H11ZM10 51V52H11ZM25 51V50H24ZM34 51H35V49H34ZM63 51V50H62ZM61 51V52H62ZM71 51H72V49H71ZM71 51H69V52H71ZM106 51V50H105ZM115 51V50H114ZM193 51H195V50H193ZM192 50H191V52H193ZM236 51H237V49H236ZM243 50H239V52H242ZM19 52H20V50H19ZM50 52V51H49ZM67 52V51H66ZM103 51H101L100 53H102ZM117 52V51H116ZM121 52V51H120ZM122 52H124L123 51V49H122ZM121 52V53H122ZM129 52V51H128ZM127 52V53H128ZM180 51H178L177 50V53H179ZM252 52V51H251ZM257 53L255 54V55H259L260 57H262V58H264V44L262 45V46H260V44H259V47L257 48V51H256ZM8 53V52H7ZM13 53H15V52H13ZM34 52H32V54H33ZM52 53V52H51ZM73 53V52H72ZM92 53V52H91ZM106 53V52H105ZM104 53V54H105ZM107 53H111V51H110V47H109V52H107ZM131 53V52H130ZM226 53H229V54H231V56L230 57H232V55H233V57H232V61L231 62H227L226 60H225V54ZM18 54V53H17ZM29 54V53H28ZM27 54V55H28ZM65 54H67V53H65ZM65 54H64V56H65ZM103 54V53H102ZM102 54H100V55H102ZM118 53H116V55H117ZM126 53H124V55H125ZM188 54V53H187ZM189 54H190V51H189ZM244 54H246V51H245V53ZM247 54H248V52H247ZM78 55V54H77ZM109 55H111V54H109ZM115 55V54H114ZM119 55V54H118ZM178 55V54H177ZM192 56H194V57H197V56H200L199 54L197 55V53H196V55H193V54H191ZM205 55V54H204ZM242 55H243V53H242ZM248 55H250V53L248 54ZM252 55V54H251ZM6 56V55H5ZM13 56H14V54H13ZM16 56V55H15ZM36 56V55H35ZM62 56V55H61ZM80 56V55H79ZM97 56V55H96ZM103 56V55H102ZM105 56H107V54H105ZM120 56V55H119ZM175 56V55H174ZM185 56H186V54H185ZM227 56V55H226ZM18 57V56H17ZM22 57H23V55H22ZM29 57V56H28ZM28 57H27V59H28ZM48 57V56H47ZM66 57V56H65ZM72 57V56H71ZM113 57V56H112ZM115 57V56H114ZM125 57H127V55H125ZM188 57V56H187ZM206 57H208V56H206ZM248 57V56H247ZM8 58V57H7ZM30 58V57H29ZM34 58V57H33ZM63 58V57H62ZM67 58V57H66ZM120 58H121V56H120ZM174 58V57H173ZM199 58V57H198ZM209 58V57H208ZM252 58V57H251ZM255 58V57H254ZM6 59V58H5ZM4 59V60H5ZM9 59V58H8ZM19 59V58H18ZM36 59V58H35ZM53 59V58H52ZM69 59V58H68ZM76 59V58H75ZM94 59V58H93ZM184 59V58H183ZM182 59V60H183ZM194 59V58H193ZM203 59V58H202ZM201 59V61H203ZM213 59V58H212ZM247 59V58H246ZM10 60V59H9ZM30 60V59H29ZM33 60V59H32ZM95 60V59H94ZM105 60V59H104ZM111 60V59H110ZM113 60V59H112ZM116 60V59H115ZM126 60H127V58H126ZM136 60V59H135ZM164 60V61H163ZM170 60V59H169ZM173 60V59H172ZM176 60V59H175ZM185 60V59H184ZM196 60H198L197 58L195 59V61ZM253 60V59H252ZM6 61V60H5ZM48 61V60H47ZM63 61V60H62ZM65 61V60H64ZM93 61V60H92ZM99 62H100V59L98 60ZM174 61V60H173ZM205 61V60H204ZM248 61V60H247ZM16 62H17V60H16ZM31 62V61H30ZM43 62V61H42ZM78 62V61H77ZM88 62H89V59H88ZM115 62H117V61H115ZM130 62V61H129ZM168 62H170V61H165L164 63H168ZM172 62V61H171ZM170 62V63H171ZM200 64H201V62L200 61H198ZM254 62V61H253ZM1 63H2V61H1ZM4 63V62H3ZM32 63H35L34 61L32 62ZM30 64V65H33V66H30V67H32V79H30L31 77H29V79H30V81H27V82H30V85H31V87H32V85L34 86V88L35 89H37L38 87L40 88V87H42V89H43V87H45L46 88V82H45V78L47 77H45V78H43V76L41 75L42 73H41V71H40V69H39V67L37 66V64L36 65H34V64ZM61 63V62H60ZM135 63V62H134ZM188 63V62H187ZM194 63V62H193ZM197 63V62H196ZM198 63V65H200ZM207 63V62H206ZM210 63H211V61H210ZM216 63H217V61H216ZM257 63V62H256ZM263 63V62H262ZM7 65H8V63H6ZM27 64V63H26ZM40 64V63H39ZM65 64V63H64ZM79 64V63H78ZM120 64H122L121 62H120ZM205 64V63H204ZM16 65V64H15ZM19 65V64H18ZM42 65H43V63H42ZM48 65L49 64H47V67H48ZM67 65H69L68 63H67ZM80 65V64H79ZM78 65V66H79ZM119 65V64H118ZM126 65V64H125ZM163 66H161V67H164V65H168V64H162ZM188 65H189V63H188ZM195 65V64H194ZM198 65H197V72H198ZM263 65H264V63H263ZM10 66V65H9ZM49 66H51V65H49ZM81 66V65H80ZM130 66V65H129ZM169 67H171V68H173V70L176 72V74H177V72L178 73H180V75L181 76H184V75H187V76H189L188 75V73L190 74V77H191V79H192V76H191V73L189 72V70H188V68H187V66H185L183 63H182V61L181 60H176V64L174 63V67L173 66H171V64H169L168 65ZM202 66H203V64H202ZM5 67V66H4ZM8 67V66H7ZM15 67H17V66H15ZM44 67H46V66H44ZM52 67V66H51ZM65 67H66V65H65ZM64 67V68H65ZM110 67V66H109ZM112 67V66H111ZM121 67H123V65H121ZM158 67V66H157ZM156 67V68H157ZM160 67V68H161ZM195 67V66H194ZM207 67V66H206ZM255 67V66H254ZM261 67V66H260ZM20 68V67H19ZM42 68V67H41ZM67 68V67H66ZM80 68V67H79ZM106 68V67H105ZM114 68V67H113ZM118 68V67H117ZM131 68H132V66H131ZM159 68V69H160ZM165 68V67H164ZM168 68V67H167ZM171 68H168V69H170V71L173 73L174 71H172L171 70ZM250 68V67H249ZM262 68H263V66H262ZM6 69H8V68H6ZM46 69V68H45ZM68 69V68H67ZM71 69V68H70ZM69 69V70H70ZM103 69V68H102ZM122 69V68H121ZM163 69V68H162ZM195 69V68H194ZM202 69H203V67H202ZM2 70V69H1ZM43 70H44V68H43ZM90 70V69H89ZM115 70V69H114ZM126 70H127V68H126ZM132 70V69H131ZM161 70V69H160ZM165 70H166V68H165ZM191 70V69H190ZM204 70H205V68H204ZM208 70H209V68H208ZM5 71V70H4ZM7 71V70H6ZM16 71V70H15ZM19 71H20V69H19ZM82 71V70H81ZM97 71V70H96ZM112 71V70H111ZM217 71V70H216ZM216 71H214V74H215V72ZM80 72V71H79ZM99 72H100V69H99ZM102 72V71H101ZM121 72V70L119 69V73ZM126 72V71H125ZM124 72V74H126ZM162 72V71H161ZM166 72V71H165ZM192 73H194V72H196V70L193 72V70L191 71ZM205 72V71H204ZM8 73H10V71L8 72ZM13 73V72H12ZM67 73V72H66ZM71 73V72H70ZM89 73V72H88ZM95 73V72H94ZM123 73V72H122ZM167 73H168V70H167ZM200 73V72H199ZM213 73V72H212ZM17 74V73H16ZM15 74V75H16ZM19 74V73H18ZM31 74V73H30ZM56 74V73H55ZM73 74V73H72ZM82 74V73H81ZM131 74V73H130ZM162 74H164V73H162ZM170 74V73H169ZM201 74V77L199 78V80L201 81V82H203L204 81V83L205 82H207L208 81V79H207V72H205L204 74H202V72L200 73ZM217 74V73H216ZM8 76H9V74H7ZM24 75V74H23ZM43 75H45V72H44V74ZM60 75V74H59ZM101 75V74H100ZM105 75V73L104 72H102V76H104ZM129 75V74H128ZM157 75H158V73H157ZM171 76H172V74H170ZM260 75V74H259ZM70 76V75H69ZM106 76V75H105ZM113 76V75H112ZM147 76H149L148 77V81H149V84L147 83ZM161 76H163V75H161ZM176 76V75H175ZM178 76V75H177ZM176 76V77H177ZM196 76V75H195ZM211 76H212V74H211ZM217 76H218V74H217ZM74 77V76H73ZM97 77V76H96ZM160 77V76H159ZM179 77V76H178ZM197 77H198V75H197ZM209 78H211L210 76H208ZM219 77V76H218ZM258 77V76H257ZM2 78H4L3 76H1V74H0V87H2L4 84H6L7 82H8V79H7V82L5 83V80H6V77L3 79V81H2ZM8 78H10V77H8ZM15 78H17V76L15 77ZM23 78V77H22ZM26 78V77H25ZM82 78V77H81ZM104 78V77H103ZM106 78V77H105ZM104 78V79H105ZM169 78V79H168ZM172 78V77H171ZM180 78H182V77H180ZM184 78H186V77H184ZM193 78L195 79V77L193 76ZM212 78H214V75L212 76ZM217 78V77H216ZM220 78V77H219ZM12 79V78H11ZM19 79V78H18ZM17 79V80H18ZM48 79V78H47ZM62 79V78H61ZM99 79H101V78H99ZM116 79V78H115ZM128 79H129V77H128ZM177 79H179V78H177ZM188 79H190V78H188ZM188 79H186L187 81H188ZM196 79H198V78H196ZM205 79H207L206 81H205ZM27 80H28V78H27ZM70 80V79H69ZM83 80V79H82ZM94 80V79H93ZM107 80V79H106ZM120 80V81H119ZM172 80V81H171ZM199 80H198V83H199ZM222 80V79H221ZM12 81V80H11ZM15 81V80H14ZM20 81H21V79H20ZM26 81V80H25ZM75 81V80H74ZM101 81L103 82L104 80H102L101 79ZM119 81V82H118ZM185 81V80H184ZM210 81V80H209ZM212 81V80H211ZM220 81V80H219ZM219 81L216 79L215 81L213 80V82H211V83H207V84H204L205 86L207 85V86H211V87H209V88H211V91L214 89V90H216L217 88H219ZM225 81H223V83L225 82ZM17 82V81H16ZM22 82H24V78H23V81ZM26 82V83H27ZM118 82V83H117ZM221 82V81H220ZM257 82V81H256ZM4 83V84H3ZM18 83H20V82H18ZM26 83H24V84H26ZM70 83V82H69ZM76 83V82H75ZM74 83V84H75ZM90 83V82H89ZM100 83V82H99ZM104 83V82H103ZM109 83V82H108ZM107 83V84H108ZM114 83V82H113ZM191 83V82H190ZM261 83V82H260ZM8 84V83H7ZM6 84V85H7ZM16 84V83H15ZM22 85H24L23 83H21ZM49 84V83H48ZM71 84V83H70ZM82 84V83H81ZM128 84V85H127ZM148 84V87H145L146 85ZM186 84V83H185ZM202 84V85H203ZM231 84V85H230ZM258 84V83H257ZM9 85V84H8ZM7 85V86H8ZM11 85V84H10ZM21 85V87H23ZM27 85H29L28 83L25 85V87H23V90L21 89H19L20 90V92L22 93V95L20 94L19 95V93H18V95L17 96H19L18 98L16 97L15 99H14V95H13V91H14V89L12 88V87H8L7 89H6V93L4 94V90H3V95H2V97H0V98H2L0 101L3 103V104H5V103H7V104H12L11 106H13L14 108H16L18 111H21V112H25V114H23V115H26L27 114V116L28 115H30V116H32V118L33 117H37L40 113H42V111H43V106L34 98L35 97V94L32 92V95H31V92H29L26 88H30L29 86L28 87H26ZM82 85H84V83L82 84ZM161 85V86H160ZM180 85H182V84H180ZM187 85V84H186ZM221 85V84H220ZM256 85V84H255ZM259 85V84H258ZM257 85V86H258ZM6 86V87H7ZM50 86V85H49ZM54 86V85H53ZM109 86H110V84H109ZM126 86H128V89H127V87ZM178 86V85H177ZM196 86H198V85H196ZM48 87V86H47ZM57 86H55V88H56ZM101 87V86H100ZM105 87V86H104ZM104 87H102V89H104ZM112 87V86H111ZM125 87H126V89H125ZM151 87V88H150ZM175 87H176V85H175ZM180 87V86H179ZM178 87V88H179ZM195 87V86H194ZM221 87V86H220ZM253 87H254V85H253ZM252 87V90H254V88ZM259 87V86H258ZM260 87H261V84H260ZM4 88V87H3ZM2 88V89H3ZM17 88V87H16ZM33 88V87H32ZM32 88H30V89H32ZM72 88V87H71ZM91 88H92V86H91ZM94 88V87H93ZM97 88V87H96ZM95 88V89H96ZM149 90H148V89ZM188 88H190V87H188ZM197 88V87H196ZM195 88V89H196ZM202 88V90H203V86L202 87H200V89ZM208 88V90H210ZM1 89V88H0ZM50 89V88H49ZM51 89H53V88H51ZM64 89V88H63ZM86 89V88H85ZM160 89V90H159ZM200 89H198L199 91H200ZM18 90V89H17ZM18 90V91H19ZM44 90V89H43ZM48 90V89H47ZM54 90V89H53ZM57 90V89H56ZM62 90V89H61ZM65 90V89H64ZM99 90H101V89H99ZM105 90V89H104ZM104 90H103V93H104ZM146 90V91H145ZM191 90H194V89H191L190 88V91ZM197 90V89H196ZM198 90L197 91H195L196 93L198 92ZM206 90V89H205ZM222 90V89H221ZM255 90H256V88H255ZM255 90H254V92H255ZM260 90V89H259ZM40 91H41V89H40ZM52 91V90H51ZM174 91H175V89H174ZM56 92H57V94H58V90L57 91H55V94H56ZM88 92V91H87ZM101 92H102V90H101ZM148 92V93H147ZM156 92V93H157ZM176 92V91H175ZM178 92V91H177ZM209 92V91H208ZM207 92V93H208ZM215 92V91H214ZM220 92V90H218V92H215V93H219ZM257 92V91H256ZM45 93V92H44ZM54 93V92H53ZM61 93H63V92H61ZM205 93V92H204ZM204 93H201L200 92V95L202 94V96L204 95ZM214 93V95L216 96V94ZM221 93L222 92H220V96H221ZM39 94V93H38ZM48 93H46V95H47ZM55 94H52V92H51V95H52V98L54 99V96L56 97V98H58L59 99V96L57 97ZM60 94V93H59ZM66 94V93H65ZM77 94H78V91H77ZM96 95H97V93H95ZM106 94V93H105ZM104 94V95H105ZM152 94V93H151ZM155 94V93H154ZM176 94V96H177V93H175ZM179 94H181V93H179ZM209 95H211V94H213V93H208ZM207 94V95H208ZM255 95H256V93H254ZM254 94H253V96H254ZM264 94V93H263ZM116 97L117 96V98L115 99V98H113L114 96ZM153 95V94H152ZM181 95H183V94H181ZM186 95H187V93H186ZM196 95V94H195ZM225 95H226V97H228V98H226L225 97ZM1 96V95H0ZM13 98H12V97ZM21 96V97H20ZM143 96H145V97H143ZM150 96V95H149ZM156 96V95H155ZM163 96V95H162ZM175 96V95H174ZM173 96V97H174ZM218 96V95H217ZM216 96V97H217ZM258 96H259V94H258ZM50 97V96H49ZM65 97V96H64ZM66 97H67V94H66ZM76 97V96H75ZM106 97V96H105ZM104 97V98H105ZM170 97V96H169ZM188 97V96H187ZM255 97V96H254ZM263 97V96H262ZM68 98V97H67ZM72 98H73V96H72ZM84 98V97H83ZM98 98H100L99 96H98ZM103 98V97H102ZM154 98V96L152 97V99ZM175 98V97H174ZM181 98V97H180ZM183 98V97H182ZM182 98H181V101H182ZM214 97L212 96V99H213ZM14 99V100H13ZM44 99V98H43ZM69 99V98H68ZM76 99V98H75ZM78 99V98H77ZM94 99V98H93ZM151 99V98H150ZM149 99V100H150ZM158 99H159V97L157 98V100H156V102L158 101ZM165 99V98H164ZM166 99H167V96H166ZM172 99V98H171ZM205 99V100H204ZM206 99H209V98H205V96H204V98L202 99V101L204 100V102L206 101ZM211 99V98H210ZM259 99H260V97H259ZM264 99V98H263ZM262 99V100H263ZM72 100V99H71ZM79 100H80V97H79ZM153 100H155V98L153 99ZM163 100V99H162ZM176 100H179V99H176ZM191 100V99H190ZM194 100V99H193ZM262 100H261V103H262ZM75 101V100H74ZM96 101V100H95ZM160 101V100H159ZM167 100H165V102H166ZM169 101V100H168ZM167 101V103H169ZM196 101H199V100H196ZM200 101H201V98H200ZM208 102H209V100H207ZM216 101V100H215ZM218 101V100H217ZM0 102V103H1ZM50 102H51V100H50ZM67 102H68V100H67ZM103 102V101H102ZM108 102H109V104L111 105V102L108 100ZM184 102V101H183ZM186 102V101H185ZM191 102H193V101H191ZM191 102H190V104H191ZM258 103H257V109L259 108V112L261 111V112H263V106L259 103V100L257 101ZM1 103V104H2ZM62 103V102H61ZM73 103H77V101L76 102H73ZM79 103V102H78ZM82 103V102H81ZM88 103V102H87ZM207 103V102H206ZM252 103V102H251ZM250 103V104H251ZM0 104V105H1ZM59 104V103H58ZM83 104V103H82ZM93 104V103H92ZM95 104H96V102H95ZM152 104V103H151ZM160 104V103H159ZM186 104H189V101H188V103H186ZM189 104V105H190ZM215 104L216 103H214V106H215ZM233 104H236V105H233ZM247 104H249L248 102H247ZM250 104L249 105H247L248 107L250 106ZM254 104H255V102H254ZM263 104V103H262ZM46 105V103L44 104V106ZM104 105V104H103ZM113 105V104H112ZM154 105V104H153ZM163 105H164V103H163ZM188 105V106H189ZM196 105H197V103H196ZM199 105L202 107V105H201V103L199 102ZM204 105V104H203ZM206 105H208V103L206 104ZM217 105V104H216ZM252 105V104H251ZM2 106V105H1ZM8 106V105H7ZM6 106V107H7ZM41 106H42V108H41ZM92 106V105H91ZM115 106V105H114ZM156 106V105H155ZM187 106V105H186ZM191 106H192V104H191ZM191 106H189L188 107V109L189 108H192ZM210 106V105H209ZM209 106H208V108H209ZM211 106H212V104H211ZM222 106V105H221ZM3 107V106H2ZM62 107V106H61ZM84 107H86V106H84ZM161 107V106H160ZM206 107V106H205ZM217 107H218V105H217ZM245 107V106H244ZM252 107H253V105H252ZM251 107V108H252ZM49 108V107H48ZM63 108V107H62ZM87 108V107H86ZM162 108H163V106H162ZM162 108H160L161 110H159L158 108L156 109V107H150V111L153 113V117L152 118H154V112L156 113V119H157V116H159L160 118H161V121L163 120V122L165 123V125L167 124V125H169V124H172L173 125V127L176 125V120H177V117H178V119H179V117H183L184 115L182 114V112L178 109V108H176V106L175 105H171V106H166V107H164L163 109ZM181 108H182V105H181ZM187 108V107H186ZM199 108V107H198ZM202 108H204V107H202ZM213 108V107H212ZM236 108V107H235ZM238 108V107H237ZM241 108V107H240ZM250 108V109H251ZM3 109V108H2ZM42 109V110H41ZM64 109H66V108H64ZM68 109V108H67ZM221 109H222V107H221ZM248 109V108H247ZM256 109V110H257ZM4 110V109H3ZM16 110V111H17ZM75 110H77V107H76V109H74V111ZM83 110H84V108H83ZM164 110V111H163ZM190 110H192V109H190ZM201 110V109H200ZM205 110H206V108H205ZM219 110V109H218ZM236 110H239V109H236ZM68 111V110H67ZM71 111H72V109H71ZM70 111V112H71ZM147 111L149 112V110L147 109ZM166 111V112H165ZM180 111V112H179ZM207 111V110H206ZM217 111V110H216ZM235 111V110H234ZM240 111H241V109H240ZM45 112H47V111H45ZM52 112V111H51ZM69 112V113H70ZM73 112V111H72ZM91 112V111H90ZM150 112V113H151ZM205 112V111H204ZM210 112V111H209ZM208 112V113H209ZM218 112H220V110L218 111ZM238 112V111H237ZM241 112H243V111H241ZM252 112V111H251ZM56 113V112H55ZM54 113V114H55ZM65 113H66V111L65 112H61V109H60V111L57 113L58 114V116L56 117H53V118H55L54 120H52V122L54 123L53 125H55V126H57L59 123H60V121L59 120H63L64 118H66L65 117ZM92 113V112H91ZM190 113V112H189ZM189 113H188V115L187 116H189ZM202 113V112H201ZM221 113H222V111H221ZM229 113H231V111L229 112ZM195 114H197V112L195 113ZM203 114V113H202ZM210 114V113H209ZM215 114V113H214ZM227 114V112L224 114V115H226ZM238 114V113H237ZM256 114H257V112H256ZM72 115V114H71ZM91 115V114H90ZM192 115H193V112H192ZM191 115V116H192ZM199 115V111H198V114H197V116ZM230 115V114H229ZM228 115V116H229ZM234 115H235V113H234ZM261 115V114H260ZM259 115V116H260ZM27 116H25V117H27ZM28 117L29 119L31 118V117ZM40 116V115H39ZM67 116V115H66ZM148 116H149V113H148ZM147 116V117H148ZM195 115H193V117H194ZM241 116V115H240ZM240 116H239V119H240ZM256 116V115H255ZM262 116V115H261ZM51 117V116H50ZM69 117H70V115H69ZM73 117V116H72ZM81 117H82V115H81ZM190 117V116H189ZM189 117H188V119H189ZM193 117H191L192 118V125H193V127H194V129L196 130L195 131V134H196V132L198 133V134H201V137H203L202 136V134H205L206 136H207V138H209V139H211V137L212 136H214L215 135V131H214V129H215V127L214 126H212L213 124H211V121L210 122H207V123H205V125H201L199 122V124L195 121V120H193ZM201 117V116H200ZM221 117H222V115H221ZM242 117V116H241ZM244 117V116H243ZM242 117V118H243ZM246 117V116H245ZM249 117H250V115H249ZM257 117V116H256ZM38 118V117H37ZM52 118V119H53ZM75 118V117H74ZM83 118V117H82ZM81 118V119H82ZM93 118V117H92ZM195 118V117H194ZM197 118V120H198V117H196ZM238 118V117H237ZM254 118V117H253ZM76 119H77V116H76ZM79 119V118H78ZM90 119V118H89ZM203 119V118H202ZM207 119H208V117H207ZM227 119L228 120H230L229 119V117H227ZM249 119V118H248ZM46 120V119H45ZM48 120V122H49V118L47 119ZM152 121V122H150V121ZM158 120H159V118H158ZM184 120V119H183ZM183 120H182V122H183ZM187 120V119H186ZM219 120V119H218ZM225 120V119H224ZM232 120V119H231ZM236 120V119H235ZM246 120V119H245ZM250 120V119H249ZM255 120V119H254ZM34 121V120H33ZM38 121V120H37ZM40 121V120H39ZM38 121V122H39ZM41 121H42V119H41ZM40 121V122H41ZM70 121V120H69ZM75 121V120H74ZM77 121V120H76ZM86 121H88V119L86 120ZM93 121V120H92ZM185 121V120H184ZM222 121V120H221ZM236 121H238V120H236ZM235 121V122H236ZM259 121H260V119H259ZM35 122V121H34ZM43 122H44V120H43ZM43 122H42V124H43ZM51 122V123H52ZM242 122L243 121H241V124H242ZM251 122V121H250ZM264 121H262V123H263ZM63 123V122H62ZM61 123V124H62ZM68 123V122H67ZM77 123H78V121H77ZM89 123V122H88ZM185 123H187V122H185ZM189 123H190V121H189ZM219 123H220V121H219ZM222 123V122H221ZM255 123V122H254ZM260 123V122H259ZM262 123H260L262 126H263V128H264V125L262 124ZM36 124V123H35ZM49 124V123H48ZM66 124V123H65ZM64 124V125H65ZM83 124V123H82ZM159 124H160V121H159ZM159 124H158V126H159ZM191 124V123H190ZM223 124V123H222ZM229 124V123H228ZM228 124L226 125V127H227V129L229 128L228 127ZM232 124V123H231ZM238 124V123H237ZM236 124V125H237ZM240 124V125H241ZM252 124V123H251ZM37 125V124H36ZM50 125V124H49ZM73 125V124H72ZM164 125V124H163ZM162 125V126H163ZM166 125V126H167ZM184 125V124H183ZM189 125V124H188ZM219 125H221V124H219ZM43 126H45V125H43ZM85 126H88V125H85ZM111 126H116V133L115 134H113V135H115V136H110V138H109V131H107V133H108V138H107V136H106V141H104V139H103V137L107 134H105L104 136H103V134H101V133H104L105 132V130H106V128H110ZM180 126H182V124L180 125ZM222 126V125H221ZM252 127L254 126V125H251ZM250 126V127H251ZM40 127H41V125H40ZM58 127V126H57ZM92 127V126H91ZM169 127V126H168ZM167 127V128H168ZM172 127V128H173ZM177 127H179V122H178V125H176V130L178 131L179 129H180V127H179V129H177ZM190 127V126H189ZM219 127V126H218ZM225 127V126H224ZM223 127V128H224ZM233 127V126H232ZM237 127V126H236ZM244 127H245V125H244ZM59 129H60V133H59V135L60 136H58L57 135V140H58V144H59V146H56V147H59V149H61V151H60V153H62V154H58V153H56V155H59V156H63V157H66L68 154H71V153H69L70 151H73V154H74V151H75V149H76V151H79V155H80V158L79 159H82L83 160V158H85V157H82V155H81V153L80 152H82V151H80L79 149H78V147H77V144L76 143H78V141H74V139H72L71 138V136H70V132H69V130L70 129H63L62 127H58ZM75 128V127H74ZM84 128V127H83ZM115 128V127H114ZM160 127H158V129H159ZM166 128V129H167ZM186 128V127H185ZM241 128V127H240ZM258 128V127H257ZM256 128V129H257ZM260 128L264 131V129L260 126ZM78 129V128H77ZM175 129V128H174ZM237 129V128H236ZM261 129H259V131L261 132ZM46 130V129H45ZM45 130H43V131H45ZM72 130H73V128H72ZM108 130H110V129H108ZM165 130V129H164ZM169 130H171V129H169ZM191 130V129H190ZM230 130V129H229ZM235 130V129H234ZM244 130H245V132H246V128H244ZM58 131H57V134H58ZM158 131V130H157ZM171 131H173V130H171ZM177 131H176V133H177ZM182 131V130H181ZM237 131V130H236ZM242 131V130H241ZM250 131V130H249ZM253 131V130H252ZM256 131V130H255ZM263 131L261 132V133H263ZM47 132H49V131H47ZM76 132V131H75ZM80 133H81V131H79ZM174 132L175 131H173L171 134H174ZM187 132V131H186ZM43 133H45V132H43ZM43 133L41 132V134H42V138H41V140L44 138L43 137ZM54 133H56V132H54ZM79 133V134H80ZM98 133V134H97ZM162 133V132H161ZM167 133V132H166ZM182 133V132H181ZM188 133V132H187ZM187 133H185L187 136H188V134ZM219 133V132H218ZM218 133H216V135L218 134ZM231 133H234V132H231ZM247 133V132H246ZM258 133V132H257ZM46 134V133H45ZM49 134V133H48ZM82 134V133H81ZM151 134V133H150ZM163 134V133H162ZM170 134V133H169ZM170 134V135H171ZM178 134V133H177ZM177 134L175 135L174 134V137H176L177 136ZM190 134H191V132H190ZM227 134V133H226ZM238 134V133H237ZM264 134V133H263ZM47 135V134H46ZM91 135L93 136V133H91ZM94 135V136H95ZM157 135V134H156ZM167 135V134H166ZM169 135V136H170ZM181 135H184V133L183 134H181ZM192 135H194V133L192 134ZM219 135V134H218ZM229 135V134H228ZM252 136H253V133L251 134ZM100 136V137H101ZM149 136V135H148ZM160 136H161V134H160ZM164 136H165V134H164ZM185 136V135H184ZM184 136H183V139H184ZM221 136H222V134H221ZM223 136H224V134H223ZM233 136V135H232ZM259 136V135H258ZM260 136H261V134H260ZM88 137V136H87ZM89 137H90V135H89ZM151 137V136H150ZM158 137H159V135H158ZM162 137V136H161ZM173 136L171 135V138H172ZM173 137V138H174ZM234 137H237V135L236 136H234ZM255 137V136H254ZM253 137V138H254ZM257 137V136H256ZM3 138V137H2ZM32 138V137H31ZM47 138H48V136H47ZM50 138H51V136H50ZM82 138V137H81ZM96 138H97V136H96ZM156 138H157V136H156ZM169 138V137H168ZM215 138V137H214ZM213 138V139H214ZM221 138V137H220ZM229 138V137H228ZM232 138V137H231ZM239 138V137H238ZM242 138V137H241ZM260 138V137H259ZM45 139V138H44ZM76 139H78L77 137H76ZM85 139H86V137H85ZM85 139H84V141H85ZM90 139H91V137H90ZM154 139V138H153ZM162 139H163V137H162ZM165 139V138H164ZM167 139V138H166ZM166 139H165V141H166ZM178 139H179V137H178ZM193 140H194V138H192ZM198 139V138H197ZM212 139V140H213ZM251 139H252V137H251ZM264 139V138H263ZM49 140V139H48ZM82 140V139H81ZM87 140H89V138L87 139ZM93 140V139H92ZM95 140V139H94ZM146 140V141H145ZM148 140V141H147ZM160 140V139H159ZM200 139H198V141H199ZM220 140V139H219ZM239 140V139H238ZM242 140V139H241ZM250 140V139H249ZM254 140H256V139H254ZM179 141V140H178ZM183 141V140H182ZM197 141V142H198ZM215 141V140H214ZM222 141H223V139H222ZM228 141H229V139H228ZM236 141V140H235ZM245 141V140H244ZM243 141V142H244ZM250 141H252V140H250ZM260 141V140H259ZM4 142V141H3ZM22 142V141H21ZM33 142V141H32ZM36 142V143H35ZM76 142V143H75ZM86 142V141H85ZM187 142V141H186ZM193 142L194 141H192V142H190V141H188V143H185L184 145H186V148H187V146H188V148H190L189 146H191L192 147V145H193ZM226 142V141H225ZM28 143H29V141H28ZM35 143V144H34ZM34 143L32 144V146H30V147H32L31 149H32V151L31 152H33V151H35V145L37 144L38 146H40V144H38L37 143V141H34ZM47 143H49L48 141H47ZM56 143V142H55ZM80 143H81V141H80ZM88 143H89V141H88ZM87 143V144H88ZM97 143V142H96ZM101 143V142H100ZM171 143V142H170ZM196 143V141L194 142V144ZM212 143V142H211ZM254 143V142H253ZM262 143H263V141H262ZM0 144H2V143H0ZM44 144H45V142H44ZM44 144H41L42 146H41V148L43 149V145ZM57 144V145H58ZM83 143H81V145H82ZM92 144H94L93 142H92ZM118 144V143H117ZM162 144H163V142H162ZM180 144V143H179ZM215 144H216V141H215ZM223 144H224V142H223ZM232 144V143H231ZM243 144V143H242ZM247 144V143H246ZM250 144V143H249ZM21 145V144H20ZM19 145V146H20ZM37 145H36V147H37ZM48 145V144H47ZM53 145V144H52ZM81 145L79 146V144H78V146H79V148L81 147ZM100 145V146H101ZM165 145V144H164ZM168 145H169V147H168ZM181 145H182V142H181ZM207 145H208V142H207ZM206 145V146H207ZM226 145H227V143H226ZM251 145H253L252 143H251ZM263 145V144H262ZM261 145V146H262ZM18 146V147H19ZM50 146V145H49ZM96 146V145H95ZM195 146V145H194ZM196 146H198V145H196ZM202 146V145H201ZM211 146V145H210ZM228 146V145H227ZM243 146V145H242ZM260 146V147H261ZM264 146V145H263ZM51 147V146H50ZM55 147V148H56ZM83 147V146H82ZM113 147V148H114ZM162 147H163V145H162ZM179 147V146H178ZM200 147V146H199ZM199 147H194V149H192V150H195V153L197 152L198 154H199V159L201 158V160H202V158L204 159V161L206 160V158L208 157V154H206L205 152H204V150L202 151V148H199ZM203 147V146H202ZM209 147V146H208ZM208 147H207V149H208ZM212 147V146H211ZM215 147H216V145H215ZM219 147V146H218ZM233 147V146H232ZM238 147V146H237ZM253 147V146H252ZM251 147V148H252ZM260 147H259V149H260ZM28 148V147H27ZM33 148H34V150H33ZM38 149L40 148V147H37ZM71 149V148H73V150H70L69 152L67 151L68 149ZM89 148V147H88ZM213 148V147H212ZM211 148V149H212ZM225 148H227V147H225ZM224 148V149H225ZM239 148H240V146H239ZM243 148V147H242ZM241 148V149H242ZM246 148V147H245ZM251 148L249 147V149H250V151H251ZM1 149V148H0ZM17 149V148H16ZM20 149V148H19ZM84 149V148H83ZM90 149V148H89ZM105 149H108V147H106ZM157 149H156V151H157ZM207 149L205 150V151H207ZM221 149H223V147L221 148ZM247 149V148H246ZM245 149V150H246ZM20 150H22V149H20ZM85 150V153H86V149H84ZM91 150V149H90ZM95 150L97 151V149L95 148ZM100 150V151H101ZM110 150V149H109ZM140 150V149H139ZM184 150V149H183ZM232 150V149H231ZM239 150V149H238ZM4 151V150H3ZM17 151V150H16ZM39 151H40V149H39ZM39 151H35V153L37 152L38 154L39 153H41V156H42V158L45 156H43V152H39ZM115 151V150H114ZM143 151V150H142ZM150 151V152H151ZM161 151H162V149H161ZM159 152L160 154H163L164 155V152H165V150H163L162 152ZM186 151V150H185ZM216 151V150H215ZM215 151H214V154H215ZM224 151H226V150H224ZM237 151V150H236ZM247 151V150H246ZM245 151V152H246ZM249 151V150H248ZM254 151V150H253ZM257 151V150H256ZM19 152V156L18 157H21V155H23V152H21V151H18ZM135 152H136V154H135ZM149 152V153H150ZM208 152V151H207ZM219 152V151H218ZM233 151H231V153H232ZM261 152V151H260ZM2 153V152H1ZM28 153V152H27ZM35 153H31L35 158H36V156L38 155V154H36V156L34 155ZM49 153V152H48ZM55 153V152H54ZM88 153V152H87ZM113 153V152H112ZM138 153H139V151H138ZM157 153V152H156ZM165 153V154H166ZM187 153V152H186ZM185 153V154H186ZM196 153V154H197ZM217 153V152H216ZM225 153V152H224ZM248 153V152H247ZM257 153V152H256ZM5 154H7V153H5ZM47 154V153H46ZM53 154V153H52ZM197 154V155H198ZM213 154V155H214ZM218 154V153H217ZM249 154V153H248ZM262 154V153H261ZM48 155H50V154H48ZM75 155V154H74ZM76 155H77V153H76ZM78 155V156H79ZM85 155H87V154H85ZM92 155L94 156V154H93V152H92ZM100 155H101V153H100ZM115 155V154H114ZM154 155H155V153H154ZM153 154H152V156H154ZM188 155V154H187ZM191 155V154H190ZM210 155V154H209ZM232 155V154H231ZM236 155V154H235ZM245 155V154H244ZM41 156H40V154H39V158L37 157L36 158V161H35V158H33V164L35 165V167H32L31 166V164H30V166L32 167V169H35V170H32V171H36L37 173H38V175L40 176L41 175V177H42V175H43V177L46 175H44V172L46 171V169H45V171H44V168L45 167H42L43 165L45 166L46 164H48V162H47V160L45 159V158H43V159H45L44 161H43V159L41 158ZM59 156H56V158L57 157H59ZM102 156V155H101ZM104 156H105V153H104ZM112 156V155H111ZM161 156V155H160ZM207 156V157H206ZM217 155H215V157H216ZM227 156V155H226ZM225 156V157H226ZM230 156V155H229ZM241 156V155H240ZM254 156V155H253ZM256 156V155H255ZM259 156V155H258ZM264 156V155H263ZM262 156V157H263ZM9 157V156H8ZM12 157H14V155L12 156ZM18 157H16V158H14V159H16V160H18V159H21V158H18ZM52 157H53V155H52ZM68 157H69V155H68ZM82 157V158H81ZM90 157V156H89ZM100 157V156H99ZM103 157V156H102ZM150 157V156H149ZM184 157H188V156H184ZM210 157V156H209ZM208 157V158H209ZM22 158H24V155H23V157ZM48 158V157H47ZM49 158H51V156L49 157ZM55 158V157H54ZM55 158V159H56ZM71 158V157H70ZM74 158V157H73ZM87 158V157H86ZM93 158H96V156L95 157H93ZM98 158V157H97ZM107 158H108V156H107ZM112 158V157H111ZM157 157H156V155H155V159H156ZM160 158H162V157H160ZM164 158V157H163ZM188 158H190V157H188ZM207 158V159H208ZM223 158V157H222ZM221 158V159H222ZM236 158V157H235ZM264 158V157H263ZM262 158V159H263ZM42 159V160H41ZM52 159V158H51ZM58 159V158H57ZM64 159H66V158H64ZM90 159V158H89ZM106 159V158H105ZM104 159V160H105ZM158 159H159V157H158ZM247 159H248V157H247ZM255 159V158H254ZM15 160V161H16ZM48 160H50V159H48ZM68 160V159H67ZM71 160V159H70ZM73 160V159H72ZM76 161H77V159H75ZM74 160V161H75ZM111 160V159H110ZM191 160V159H190ZM217 160V159H216ZM220 160V159H219ZM239 160V159H238ZM264 160V159H263ZM45 163V164H43V162ZM47 163H46V162ZM92 161V160H91ZM102 161V160H101ZM100 161V162H101ZM156 161H159V164H160V160H156ZM189 161V160H188ZM193 161V160H192ZM212 161V160H211ZM209 162V160L208 161H205V167H204V174H203V177L201 178V180L202 181H205L206 182V184H208L209 186H215L214 188H216V190H218V188L217 187H221V185H222V182H223V179L225 180L226 179V176H225V178H224V175H223V173H221V171L222 170H220L221 169V167H220V169H219V165L221 164V161H220V164L218 165V163L219 162H217V164L215 165L214 163L212 164V162ZM256 161V160H255ZM258 161V160H257ZM51 162H53L54 163V165H59V166H61L62 164H63V160L61 161H58V160H55V161H51ZM79 161H77V163H78ZM80 162H82V161H80ZM83 162V163H84ZM112 162V161H111ZM233 162H235V161H233ZM264 162V161H263ZM13 163H14V161H13ZM18 163V162H17ZM25 163V162H24ZM91 163H90V165H91ZM116 163H118L117 165L118 166H116L115 164ZM155 163V162H154ZM191 163V162H190ZM202 163H203V161H202ZM229 163V162H228ZM239 163V162H238ZM32 164V165H33ZM68 164V163H67ZM70 164V163H69ZM79 164V163H78ZM81 164V163H80ZM94 164H96V166L94 165ZM108 164H110L111 165V163H108ZM107 164V165H108ZM158 164V163H157ZM161 164L159 165V166H161ZM186 164V165H185ZM198 164V163H197ZM242 164V163H241ZM18 165V164H17ZM23 165V164H22ZM33 165V166H34ZM72 165V167H73V164H71ZM101 165V166H100ZM154 165H156V164H154ZM183 165H184V167H183ZM190 165V164H189ZM214 165V166H213ZM222 165V164H221ZM257 165H259V164H257ZM15 166H16V164H15ZM59 166H57V167H59ZM97 166H99V167H97ZM112 166H113V164H112ZM111 166V167H112ZM194 166H195V164H194ZM199 166V165H198ZM211 166H213V167H211ZM226 166V165H225ZM262 166L263 167H261L260 166V168L262 169L263 168V170H264V163L262 164ZM28 167V166H27ZM50 167H51V164H50ZM68 167H70V166H68ZM102 167V168H101ZM196 167V166H195ZM227 167H228V169H229V166H228V164H227ZM231 167V166H230ZM240 167H241V165H240ZM258 167V166H257ZM18 168H20L19 167V165H18ZM24 168V167H23ZM46 168H47V172H48V170L50 171L51 170V168H48L47 166H46ZM63 168H64V165H63ZM67 168V167H66ZM77 167H75V169H76ZM89 168V169H88ZM100 168V169H99ZM165 168H164V170H165ZM168 168H166V169H168ZM233 167H231V169H232ZM239 168V167H238ZM259 168V167H258ZM70 169V168H69ZM74 169V171H76ZM83 169V168H82ZM187 169V168H186ZM199 169H200V167H199ZM235 169V168H234ZM21 170V169H20ZM42 170V171H41ZM66 170V169H65ZM71 170V169H70ZM112 170H111V168H110V172L113 174V176H114V174L115 173H113L112 172ZM116 170V169H115ZM153 170V171H152ZM233 170V169H232ZM239 170V169H238ZM242 170V169H241ZM251 170V169H250ZM255 170V169H254ZM260 170V169H259ZM52 171V170H51ZM61 171V170H60ZM84 171V170H83ZM103 171V170H102ZM107 171V170H106ZM117 171V170H116ZM115 171V172H116ZM166 171V170H165ZM190 171V173L192 172V170L190 169L189 170ZM195 171V170H194ZM225 171H226V169H225ZM235 170H233V172H234ZM243 171V170H242ZM257 171V170H256ZM33 172V173H34ZM35 172V173H36ZM81 171H79V174H81L80 173ZM197 172V171H196ZM229 172V171H228ZM238 172V171H237ZM248 172H250L249 171V169H248ZM21 173V172H20ZM25 173V172H24ZM29 173H31V172H29ZM37 173H36V175H37ZM51 173V172H50ZM55 173V172H54ZM73 173V172H72ZM104 173V172H103ZM170 173H168V174H170ZM201 173H202V171H201ZM262 173H263V171H262ZM49 174V173H48ZM77 174H78V172H77ZM109 174V173H108ZM118 174H117V176H118ZM187 174H189V173H187ZM192 174H194V173H192ZM235 174V173H234ZM37 175V176H38ZM172 175V174H171ZM257 175H258V173H257ZM30 176V175H29ZM51 176V175H50ZM82 176V175H81ZM86 176V177H85ZM116 176V177H117ZM193 176H195V175H192V177ZM20 177V176H19ZM58 177V176H57ZM79 177V176H78ZM108 177V179L110 180V178H109V176H107ZM106 177V178H107ZM111 177V176H110ZM116 177H115V179H116ZM170 177V176H169ZM174 177V176H173ZM236 177H237V174H236ZM262 177H264L263 176V174H262ZM31 178H33V177H31ZM35 178V177H34ZM45 178V177H44ZM46 178H47V176H46ZM168 178V177H167ZM243 178V177H242ZM247 178V177H246ZM246 178H244V179H246ZM257 179V178H255V175H254V177H252L251 179ZM29 179V178H28ZM51 179V178H50ZM53 179H54V175H53ZM68 179V178H67ZM81 179V178H80ZM105 179V178H104ZM177 179H176V181H177ZM200 179V178H199ZM241 179V178H240ZM239 179V180H240ZM248 179H250V175H249V177H248ZM26 180H27V178H26ZM33 180V179H32ZM35 180H36V178H35ZM40 180V179H39ZM38 180V181H39ZM43 180V179H42ZM170 181H171V179H169ZM174 180H175V178H174ZM242 180V179H241ZM37 181V180H36ZM168 181V180H167ZM178 181V182H179ZM258 181H259V179H258ZM33 182V181H32ZM61 182V181H60ZM102 182H104L103 184H102ZM204 182V183H205ZM247 182V181H246ZM261 182H262V180H261ZM29 183V182H28ZM48 183H49V180H48ZM152 183H153V185H154V187L152 188ZM168 183H169V181H168ZM167 183V184H168ZM201 183V182H200ZM242 183V182H241ZM30 184H31V182H30ZM164 184V183H163ZM176 184V183H175ZM187 184V185H188ZM201 184H203V183H201ZM250 184V183H249ZM254 184V183H253ZM35 185V184H34ZM39 185V184H38ZM105 185V184H104ZM199 186H200V184H198ZM248 185V184H247ZM259 185H261V184H259ZM264 185V184H263ZM20 186V185H19ZM30 186V185H29ZM159 186H160V188H161V185H158V188H159ZM166 186V185H165ZM165 186H162L163 188H164V190L163 191H165L166 192V190H165ZM191 186V185H190ZM192 186H191V189H192ZM236 186V185H235ZM34 187V186H33ZM105 187V191H106V194H103V192H102V188H104ZM110 187V186H109ZM170 187V186H169ZM195 187H193V188H195ZM202 187H203V185H202ZM206 187V186H205ZM225 187H226V185H225ZM229 187V186H228ZM231 187V186H230ZM234 187V186H233ZM239 187V186H238ZM257 186H255V188H256ZM27 188V187H26ZM107 188H108V186H107ZM111 188V187H110ZM110 188H108V189H110ZM159 188V189H160ZM174 188V187H173ZM184 188H185V186H184ZM248 188V187H247ZM254 188V187H253ZM258 188V187H257ZM261 188V187H260ZM23 189V188H22ZM91 189H92V193H91ZM156 189V188H155ZM197 189V188H196ZM199 189V188H198ZM197 189V190H198ZM220 189V188H219ZM230 189V188H229ZM146 190V191H145ZM193 190V189H192ZM204 190V189H203ZM202 190V191H203ZM210 190V189H209ZM208 190V191H209ZM221 190V189H220ZM236 190V189H235ZM234 190V191H235ZM238 190V189H237ZM236 190V191H237ZM253 190V189H252ZM162 191V192H163ZM168 191V190H167ZM176 191V190H175ZM186 191V190H185ZM201 191V190H200ZM230 191V190H229ZM243 191V190H242ZM246 191V190H245ZM248 191V190H247ZM250 191V190H249ZM249 191L247 192V193H249ZM5 192V191H4ZM183 192V191H182ZM187 192V191H186ZM197 191L195 190V193H196ZM219 192V191H218ZM223 192H224V190H223ZM231 192V191H230ZM244 192V191H243ZM257 192V191H256ZM11 193V192H10ZM21 193V192H20ZM23 193V192H22ZM105 193V192H104ZM190 193H192V192H190ZM194 193V192H193ZM229 193V192H228ZM239 193V192H238ZM245 193V192H244ZM260 193V192H259ZM4 194V193H3ZM2 194V195H3ZM24 195L25 194H27V193H23ZM113 194H114V190H113ZM115 194H117V193H115ZM168 194V192L166 193V195ZM189 194V193H188ZM230 194V193H229ZM23 195V196H24ZM28 195V194H27ZM163 195V194H162ZM190 195V194H189ZM193 195V194H192ZM203 195V194H202ZM219 195H220V193H219ZM256 195V194H255ZM8 196V195H7ZM29 196V195H28ZM125 196V195H124ZM158 196V195H157ZM168 196V195H167ZM171 195H169V197H170ZM174 196V195H173ZM228 196V195H227ZM45 197L47 198V201H48V199H49V203H48V205L46 206V204H44L45 202H42L44 199H45ZM119 197H122V195L120 196L119 195ZM126 197V196H125ZM176 197V196H175ZM187 197H188V195H187ZM190 197H191V195H190ZM247 197V196H246ZM245 196H243V198H246ZM249 197V196H248ZM0 198H1V196H0ZM31 198H32V196H31ZM42 198V199H41ZM124 198V197H123ZM185 198H186V196H185ZM192 198H194V197H192ZM196 198H197V196H196ZM201 198V197H200ZM220 198V197H219ZM237 198V197H236ZM242 198V199H243ZM261 198V197H260ZM259 198V199H260ZM24 199V198H23ZM122 199V198H121ZM162 199V198H161ZM160 199V201H162ZM168 199V198H167ZM253 199V198H252ZM35 200V201H36ZM155 200H157V199H155ZM159 200V199H158ZM157 200V201H158ZM163 200H164V198H163ZM245 200V199H244ZM248 199L246 198V202L244 201V203H246L247 204V208H246V211L244 212V217H245V219L244 220H246V222H243V227H242V232L241 233H243L242 234V237L243 236H246L245 238H244V241L245 240H251V241H253V240H255V238L256 237H258V236H260V234L261 235H263V233H264V224H261V222H260V224H259V222L257 223L255 220H256V218L254 219V217H253V209H254V205L252 206L251 204H250V202L249 201H247ZM2 201V200H1ZM9 201H12L11 199L9 200ZM14 201H16V200H13V204H14ZM33 201H34V199H33ZM35 201H34V203H35ZM166 201H170V200H166ZM178 201V200H177ZM176 201V202H177ZM194 201V200H193ZM214 201H215V199H214ZM256 201H258V200H256ZM163 202V201H162ZM198 202H199V200H198ZM205 202V201H204ZM209 202H210V200H209ZM243 201H241V203H242ZM3 203V202H2ZM26 203V202H25ZM151 203V204H150ZM158 203V202H157ZM156 203V204H157ZM193 203V202H192ZM199 203H203V202H199ZM212 203V202H211ZM28 204V203H27ZM153 204H154V202H153ZM160 204H161V202H160ZM163 204V203H162ZM162 204L160 205V206H162ZM180 204V203H179ZM188 204H191L190 203V201H189V203ZM194 204V203H193ZM205 204H206V202H205ZM214 204V203H213ZM245 204V205H246ZM167 205V204H166ZM182 205V204H181ZM186 205V204H185ZM198 205H200V204H198ZM7 206V205H6ZM183 206H184V203H183ZM27 207V206H26ZM25 207V208H26ZM52 207V206H51ZM50 207V208H51ZM87 207H88V209H87ZM158 207H159V204H158ZM169 207V206H168ZM172 207V206H171ZM170 207V208H171ZM209 207V206H208ZM163 208V207H162ZM164 208H165V205H164ZM173 208V207H172ZM184 208V207H183ZM257 208V207H256ZM255 208V209H256ZM260 208V207H259ZM4 209H5V207H4ZM21 209V208H20ZM32 209V210H33ZM111 209H120L121 210V212H123L122 214V216L120 217V215H121V212L119 213L118 212V214H119V218L118 217H116L115 216V212H117V211H113V214L114 215H112L111 213H112V210ZM135 209H140L141 211H143V212H145V213H147V214H145V218H139L138 219V217L136 218V220L134 219V218H132L133 220H135V221H133L132 219L130 220V218H129V216H128V218L125 216V215H127L128 213H130V214H133V212L135 211ZM158 209H160L161 210V207L160 208H158ZM196 209V208H195ZM195 209H193V210H195ZM200 209V208H199ZM206 209V208H205ZM25 210V209H24ZM52 210H53V207H52ZM119 210V211H120ZM201 210V209H200ZM209 210H210V208H209ZM257 210V209H256ZM4 211V210H3ZM6 211H7V209H6ZM59 211V210H58ZM62 211V210H61ZM156 211H157V209H156ZM170 211V210H169ZM168 211V212H169ZM178 211V210H177ZM196 211V210H195ZM51 212V211H50ZM91 213L92 214V216L91 217H89L86 213ZM111 212V213H110ZM132 212V213H131ZM140 212V211H139ZM162 212H163V210H162ZM194 212V211H193ZM197 212V211H196ZM240 212V211H239ZM29 213V212H28ZM59 213V212H58ZM157 213V212H156ZM160 213V212H159ZM164 213V212H163ZM230 213V215H231V212H229ZM243 213V212H242ZM17 214V213H16ZM26 214V213H25ZM137 213H135L134 215H136ZM139 214V213H138ZM144 214V213H143ZM165 214V213H164ZM204 214V213H203ZM202 214V215H203ZM233 214H235V211H233ZM238 214V213H237ZM258 214V213H257ZM7 215V214H6ZM12 215V214H11ZM51 217H52V215L51 214H49ZM129 215V214H128ZM140 215H142V213H140ZM139 215V216H140ZM194 215V214H193ZM199 215V214H198ZM198 215H197V217H198ZM223 216H224V214H222ZM57 216H58V214H57ZM147 216V217H148ZM152 216H154L155 217V215H152ZM157 216V215H156ZM161 216V215H160ZM232 216V215H231ZM234 216V215H233ZM49 217V216H48ZM59 217V216H58ZM112 217V218H111ZM195 217V216H194ZM200 217V216H199ZM256 217H258V216H256ZM53 218V217H52ZM51 218V219H52ZM121 218V219H120ZM123 218V219H122ZM202 218V217H201ZM220 218V217H219ZM240 218V217H239ZM1 219V218H0ZM9 219V218H8ZM7 219V220H8ZM12 219V218H11ZM23 219V218H22ZM31 219V218H30ZM54 219V218H53ZM119 219L122 221V223L119 221ZM205 219V218H204ZM226 219H227V215H226ZM231 219V218H230ZM237 219V218H236ZM235 219V220H236ZM48 220H50V219H48ZM154 220V221H153ZM193 220V219H192ZM26 222L25 223H27V227H25V231L26 230H28V232H29V230L30 229H32V222L30 221V220H25ZM60 221V220H59ZM66 221H65V223L64 224H66ZM117 221H119V222H117ZM203 221V220H202ZM230 221V220H229ZM257 221H258V219H257ZM10 222V221H9ZM15 222V221H14ZM63 222V221H62ZM72 222V223H73ZM123 222H124V224H123ZM179 222H182L183 223V225H176L177 223H179ZM211 222V221H210ZM215 222H217V221H215ZM242 222H241V224H242ZM6 223V222H5ZM24 223V222H23ZM48 223V222H47ZM151 223H153L152 224V226H151ZM154 223H155V225H154ZM181 223V224H182ZM189 223V226L190 225H192V224H190V222H188ZM187 223V224H188ZM194 223V222H193ZM196 223V222H195ZM4 224V223H3ZM22 224V223H21ZM197 224V223H196ZM209 224V223H208ZM240 224V223H239ZM6 225H7V223H6ZM19 225L20 224H18V228H19ZM23 225H25V224H23ZM20 226L21 228H20V234H22L21 233V231L23 230V228L22 227H24V226ZM49 225V224H48ZM126 225V226H125ZM72 226H73V224H72ZM71 226V227H72ZM75 226V227H76ZM198 226V225H197ZM196 226V227H197ZM203 226H205V225H203ZM213 226V225H212ZM239 226V225H238ZM237 226V227H238ZM45 227V226H44ZM53 228L55 227V225L54 226H52ZM159 227V226H158ZM181 227V228H180ZM227 227V226H226ZM237 227H236V229H237ZM29 228V229H28ZM34 226H33V230H34ZM41 227H39V229H40ZM51 228V227H50ZM50 228H48L49 230H50ZM56 228V227H55ZM179 228V229H178ZM15 229V228H14ZM16 229H17V227H16ZM22 229V230H21ZM44 229V228H43ZM48 229H47V231H48ZM61 229V228H60ZM73 229V228H72ZM195 229V228H194ZM204 231H205V233L203 234L202 233V236H201V239H200V241H201V243H208L210 240H211V233H210V231L213 229H210V226H208L207 225V227L205 228L204 227ZM241 229V228H240ZM18 230V229H17ZM17 230H15V231H17ZM58 230V229H57ZM74 230V229H73ZM151 230V231H150ZM161 230V229H160ZM226 231L225 232H227V229H225ZM13 231V230H12ZM59 231V230H58ZM62 231V230H61ZM75 231V230H74ZM158 231V230H157ZM203 231V229H202V232H204ZM235 231V230H234ZM262 231H263V233H262ZM31 232V231H30ZM60 232V231H59ZM58 232V233H59ZM63 232V231H62ZM70 232H71V230H70ZM69 232V233H70ZM106 232V233H105ZM156 232V231H155ZM212 232V231H211ZM221 232H223V230L221 231ZM239 232V233H240ZM43 233V232H42ZM68 233V232H67ZM153 233H154V231L152 232V235H153ZM158 233V232H157ZM196 233H198V232H196ZM200 233V232H199ZM241 233H240V236H241ZM16 234V233H15ZM26 234H27V232H26ZM44 234V233H43ZM65 234V233H64ZM155 234V233H154ZM191 234V233H190ZM226 234V233H225ZM4 235H6V231H5V229H4V226H3V230L0 228V237H2V236H4ZM23 235V234H22ZM24 235H25V233H24ZM30 235H31V233H30ZM37 235V234H36ZM198 235V234H197ZM214 235V234H213ZM227 235H229V233H227ZM227 235H223V237L221 238L222 239V241H220L219 243H217V245L219 244V246H221L222 245V247H223V244H224V246H225V242L228 240L227 239ZM239 235V234H238ZM20 236V235H19ZM188 236V235H187ZM22 237V236H21ZM39 237V236H38ZM52 237V236H51ZM70 237H72L71 235H70ZM86 239H85V238ZM156 237V236H155ZM231 237V236H230ZM263 237V236H262ZM16 238V237H15ZM14 238V239H15ZM41 238H42V236H41ZM198 238V237H197ZM214 238V237H213ZM32 239V238H31ZM43 239H44V237H43ZM160 239V238H159ZM258 239V238H257ZM13 240V239H12ZM23 240H24V238H23ZM48 240V239H47ZM51 240V239H50ZM50 240H49V242H50ZM60 240V239H59ZM59 240H58V242H59ZM61 240H63V239H61ZM61 240H60V242H61ZM162 240V239H161ZM160 240V241H161ZM194 240V239H193ZM30 241V240H29ZM56 241H57V239H56ZM73 241H74V243H73ZM156 241H158V239H156ZM160 241H158L159 242V244H161L160 243ZM216 241V240H215ZM246 241V242H247ZM14 242V241H13ZM23 242V241H22ZM21 241L19 242H17L18 243V245H16L19 249H17L20 253H19V258L17 257V259H14V260H12L11 258H8V256H6L5 254L2 256V254H0L2 257H0V264H23V261L25 262L26 260L28 261V259H30L32 256H33V252L32 251H34V250H32L31 251V253H30V251L26 248V246H25V244H23ZM24 242H25V240H24ZM33 242V241H32ZM53 242V241H52ZM59 242V243H60ZM213 242V241H212ZM229 242V241H228ZM245 242V243H246ZM31 243V242H30ZM34 243H35V240H34ZM33 243V244H34ZM164 243V242H163ZM244 243V244H245ZM157 244V243H156ZM166 244V243H165ZM216 244V243H215ZM226 244H227V242H226ZM46 245V244H45ZM204 245V244H203ZM205 245H207V244H205ZM246 245V244H245ZM248 245V244H247ZM250 245V244H249ZM73 246H74V248H73ZM156 246H158V244L156 245ZM162 246H163V244H162ZM162 246H160V249L162 248ZM170 245H168V247H169ZM209 246V245H208ZM28 247V246H27ZM42 247V246H41ZM45 247H47V246H45ZM159 247V246H158ZM167 247V248H168ZM178 247V246H177ZM180 247V248H181ZM164 248V247H163ZM176 247H174V249H175ZM219 248H221V247H219ZM225 248V247H224ZM38 249V248H37ZM42 249H44L43 247H42ZM164 249H166V247L164 248ZM163 249V250H164ZM249 249V248H248ZM79 250V251H78ZM170 250V249H169ZM1 251V250H0ZM42 251V250H41ZM54 251V252H55ZM159 251V250H158ZM166 251V250H165ZM172 251V250H171ZM212 251H213V249H212ZM216 251V250H215ZM17 252V251H16ZM48 252V251H47ZM49 252H50V249H49ZM55 252V253H56ZM77 252H82V253H84L85 254V256L84 255H82V253H80V254H78ZM161 252H162V250H161ZM161 252H159V253H161ZM167 252V251H166ZM203 252V251H202ZM45 253V252H44ZM149 253H151V254H149ZM163 253V252H162ZM174 253V252H173ZM186 253H185V255H186ZM40 254H42V253H40ZM49 254V253H48ZM48 254H46L47 256H50V254L48 255ZM180 254H182L181 252H180ZM206 254H207V252H206ZM259 254H260V252H259ZM58 255V254H57ZM60 256L59 255V257H63V256ZM163 255H165L164 253H163ZM162 255V259L161 260H163V256ZM184 255V256H185ZM232 255V254H231ZM41 256V255H40ZM39 256V257H40ZM52 256V255H51ZM176 256V255H175ZM201 256V255H200ZM206 256V255H205ZM252 256H254V255H252ZM10 257V256H9ZM53 257V256H52ZM161 257V256H160ZM174 257V256H173ZM202 257V256H201ZM207 257V256H206ZM34 258V257H33ZM32 258V259H33ZM36 258V257H35ZM41 258V257H40ZM39 258V259H40ZM63 258H65V257H63ZM62 258V259H63ZM130 258H134V261L131 259L130 260ZM146 258V259H145ZM172 258V257H171ZM175 258V257H174ZM174 258H172V259H174ZM178 258V257H177ZM38 259V260H39ZM48 259H49V257H48ZM144 259V262L145 263H143L142 262V260ZM155 259V258H154ZM157 259V258H156ZM165 259V258H164ZM206 259V258H205ZM262 259V258H261ZM72 260V259H71ZM170 260V259H169ZM169 260H168V262H169ZM179 260V259H178ZM186 260V259H185ZM247 260H248V258H247ZM251 260V259H250ZM33 261V260H32ZM32 261H29V262H32ZM40 261V260H39ZM46 261V260H45ZM53 261H55V260H53ZM57 261V260H56ZM141 261V262H140ZM174 261H175V259H174ZM174 261H173V263H174ZM182 261V260H181ZM200 261H201V259H200ZM253 261V260H252ZM131 262V263H130ZM167 262V263H168ZM241 262V261H240ZM254 262V261H253ZM259 262H260V260H259ZM259 262L257 263V261H256V263L257 264H259ZM33 263H34V261H33ZM41 263V262H40ZM69 263V262H68ZM157 263V262H156ZM164 263V262H163ZM163 263H161V264H163ZM178 263H181L180 261L178 262ZM184 263V262H183ZM187 263V262H186ZM202 263V262H201ZM235 263V262H234ZM242 263V262H241ZM245 263H247V261H245ZM255 263V262H254ZM38 264V263H37ZM44 264V263H43ZM160 264V263H159ZM188 264V263H187ZM208 264V263H207ZM211 264V263H210ZM237 264V263H236ZM244 264V263H243ZM260 264H262V263H260Z\"/></svg>",
    "mask_w": 264,
    "mask_h": 264
}]
</instances>
